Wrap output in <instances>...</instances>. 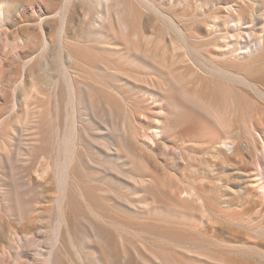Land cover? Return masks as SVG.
Wrapping results in <instances>:
<instances>
[{"label":"rangeland","instance_id":"obj_1","mask_svg":"<svg viewBox=\"0 0 264 264\" xmlns=\"http://www.w3.org/2000/svg\"><path fill=\"white\" fill-rule=\"evenodd\" d=\"M66 1L67 0H32L33 3L31 5H28L26 3H23V4L20 3L19 0H0V5L8 7V15L5 16L4 20L2 21L3 22L2 25H0V68L3 65V63L5 65V68L3 67L4 65L2 66V68H4V70L0 69V76L2 73V76L0 77L1 78V80H0V124H1L0 125V132H1V134H0V146H1L0 147V264H55V263H57V264H124L125 262H126V264H180L181 262H182L181 264H183V263H185V264H209L210 262H213L212 264H214V263L215 264L216 263L217 264H221V263L222 264H224V263L241 264L242 262H246V263H242V264H264V194L262 193L261 189L258 188V184L255 183V180L253 178L254 177L253 176L254 170L251 171L253 169L252 166H254V165H251L253 162H251L252 160L250 159L251 158L250 155H253L254 152L257 151L255 149H258V151H259V152L257 151V153L255 152L257 154V156L258 155L260 156V153H261V155L264 153V152H262L264 150V147L263 148L261 147L264 145V132H263L264 131V127H263L264 123H262V122H264V118H261V120H263L261 122L263 124V126H262L263 129L262 128L261 129H251V130H255V131L257 130L256 132L255 131H247L248 133H246V131L245 132L243 131L244 132L243 133L242 129H244L243 127H245V126L241 125L242 124V121H240L241 118L240 117L238 118L237 117L238 115L236 114V115H234L236 120H234L235 118L232 117L233 118L232 120H234V122L232 120H230L231 121L230 124L233 123L232 129H234L237 126H241V127H237L234 130H232L231 128L227 129L226 132H230V133H228V135L232 136V137H228V135L226 133H224L225 131L222 132L221 129L217 126H216L217 130H219V131L218 132H217V130L214 131L215 129L210 131V133H212L214 131L213 132L214 134L212 133V135L210 133H207L209 131L200 132L198 134H195V136L188 134V131H193V130L197 131L198 128H200V122L195 117H193L195 119L192 120V117H191L192 115H190L188 113L182 114L180 112V111H182L181 109L180 110H178V108L175 109L173 102L171 103L170 100L171 99L174 100V97H178V94L173 93L174 95L176 94L173 97L172 92L174 90H173V88L170 89V87H168V86L173 85L172 87H175L174 89L177 92L178 90L176 88L178 86L176 87L175 84H178L179 83L178 81L182 77L187 79L189 77L188 74L192 75L191 76L192 79L189 77L191 79L190 82H192V80L193 81L195 80L194 82H196L197 76H195V79H194L193 73H191L190 71H192V69L195 70V68H197V67H198L197 69L199 70L200 67L197 66V63H199L200 57H202L201 60H205L204 56L206 54L204 52L207 53V51L209 50L208 48H210L209 45H208L209 47L207 45L206 46L202 45V47L198 46L197 51L201 50V53L203 52L202 54L200 53V51L199 52L191 51V52H194L195 54L194 53L190 54L188 52L189 54L186 55V58L188 56H191V55L196 57V55H197V58H195V57L193 58V56H192L191 58H193V60L187 59L185 61V62H187L185 64L188 65V63L190 62L189 60H191L190 65L195 62L196 63L195 66H197V67L192 65V67H194V68H192L190 70L185 64L182 65V63H184V62L180 63V65L182 67H184L183 68L184 71L186 69L190 70V71H186L188 73L185 72V75L187 74L186 77L183 74L184 71L182 72V70H180L181 67H179L180 65L177 63V62H179L178 58L180 56L183 57L182 54H179L178 57H175L176 56L175 55L174 56L175 58H173L174 60L173 59L168 60V61L175 62L173 64H175V66L177 64V67H175V66H172V67L178 68L177 70H179V73L182 72L181 74L183 75L182 76L180 74L181 75V76L179 75L180 78L175 77L176 75L173 76V77L177 78V79H174V80H176V81H174L175 84L173 83V80L171 81V78H172L171 75H170L171 77L167 74H163V76H162V74H159V73L157 74L156 72H154L155 74H153V71L150 70L151 67L149 66V64L150 65L153 64V62L151 60H153L154 58L157 57V59H158L159 55H157V54H160V56H161L160 58H163L165 61H166V57L169 56V55L166 56L167 55L166 53L169 52L170 56H171V52L168 50V52L165 53V57H162L163 55H161V53H160V52H162V50L161 49H155V46H153V44L156 45V43H154V42L156 40H158L160 38V35H161V32L159 31L158 27H161L162 23H160V21H163V18H160L161 17L160 14L162 13L163 15H165V13L169 14L170 11L171 12L174 11V14L170 13L169 15H171V16L174 15L173 18L177 20L178 18H176V17H178L177 16L178 13L176 11H178L182 14V11L180 10V8L181 9L184 8L183 9V12L185 11L184 13H186L187 10H191L190 8H187V6L185 7V4H184L185 0H184V2H183V0H177V1L176 0H171V1L170 0H158V1L157 0H151L152 2H150V0H148L150 3H153L154 1H156L153 3V6L156 5L155 7H160V8H157L156 11H154L155 9L152 10L150 8L147 10L144 9V10H146V12L150 11V12H148L149 16H147V17H151V18L148 19L146 17L148 20H150V22H151V19L154 17V20H152V21L155 22V23H153L155 28L151 27V26H153L152 24H149L150 28H147L148 23H150V22H148V20H146V19H143L142 21L146 20V22H148V23L144 22V25H147V26H143V23L140 25V29H142L141 30V34H142V38H143L142 41H146V43H147V40H148L147 37L152 38L151 42L154 41L153 43H150V44H152L153 48L156 51L153 48H151V46H149L150 45L149 43H147L148 44L147 46H149L153 50V52H152V50H150V52H149V47H144L140 51H138V48L140 49L142 44L143 45L145 44V42H143L141 44L142 41L139 42L140 45H138V46H140V47L137 48V50H136L137 52H136L135 50H133V51L127 50L126 51V49H122V47L124 45V42L122 41L123 39H118L116 37H114V39H113L112 38L113 35L106 36V34H104V35L99 34L100 36H98V35L94 36L93 34H91L92 37L89 35H88L89 37L85 36L86 34L83 33V29L85 30V29H90V28L86 27L89 25H87L88 23H85L84 21L87 20V18H88L87 15H89V14L93 15L94 13H96L97 11L100 10L98 5L95 6L96 5L95 3L98 4V2L97 1L95 2V0H92L95 2V3H93L94 5L92 4V2L90 3L94 7V8H91V9H94L93 10L94 13L93 12L91 13V12H89V10L87 8V5H88V7L91 6L89 4V2H87L88 4H86L85 3L86 1H84V0H80L81 3L79 1L74 2L76 0H71V3L73 2L71 4L69 1H67V2ZM251 1H252L251 4L254 5L253 6L254 7V13H253L254 17L259 18L261 16V12H260L261 11V5H262L261 0H254V1L251 0ZM198 2L199 3H197V4H200V1H198ZM67 3L71 6H69ZM74 3H77V4H74ZM167 3L168 4L170 3V4L168 5ZM174 3H176V5ZM181 3H183V4H181ZM73 4L76 6H73ZM172 4L176 7H174V6H172L173 8L168 7V9H169L168 10L167 5L171 6ZM65 5H68L67 7H68V10L70 12H67V14H65L66 16H63L62 14L64 12L62 10H64L63 7ZM177 5L178 6L180 5L181 7L179 6L180 8H177ZM32 6H33V8H31ZM39 7L41 9L47 8V9H49L48 11L51 12L50 14H48V17L47 16L43 17L44 19H46V18L47 19L50 18V19L48 21L42 22L41 26L36 22V18H37L38 14L40 13V10H41ZM96 7L98 8V10ZM83 8L86 10L84 12L85 13L84 16L82 15L83 11H84ZM164 9H167V10H164ZM158 10H160V11L164 10V11H161L159 13V12H157ZM57 11H59V12H57ZM165 11H167V12H165ZM146 12H144V14H145L144 18L146 16ZM152 12H157L159 15L157 13H155V15H154V13H152ZM196 12L198 13V11H196ZM196 12L194 11V13H196ZM60 13H61V15H60ZM148 13H147V15H148ZM91 15L89 16L88 19H90L92 17ZM151 15H154V16H151ZM156 15H158V16H156ZM179 16H180V14H179ZM60 17H64L65 20H63L64 18H60ZM83 17L85 18V20ZM155 18H159V19L155 20ZM198 21H195L196 25L193 24L194 22L192 21L193 23L191 25L195 26V27L193 26L194 31H196L195 29L198 28V25H199ZM163 22H164L163 26L165 25L164 27H166L165 30L166 31L169 30L168 24L166 23L167 21L165 20ZM156 24H158V25L161 24V25L156 27ZM63 26H64V28H63ZM259 26H260V24L258 22L253 23V29L255 30V32L258 31ZM80 27L81 28L83 27V28L81 29ZM243 27H245V26H243ZM191 28L192 27H190V29ZM62 29L65 30V32L64 31L61 32ZM163 29L164 28H162V30ZM171 31H170V34L175 37L176 31H174L175 35L173 33V30H171ZM156 32H160V33H156ZM165 32L163 31V33H162L163 36H164V34L166 35V33H167L166 36H168L169 31H167L166 33ZM60 33H61V35L63 34V36H58ZM80 33H82V34H80ZM153 33H156L154 35L159 36L158 39H156V40L153 39L154 37H156V36L152 35ZM74 34H76V35H74ZM244 35H245V37L243 38L244 40L243 39L242 40L245 41V38L249 40V35H247L246 33H244ZM80 36H82V37H80ZM143 36H146V37H143ZM166 36H164V37H166ZM58 37H62V38H58ZM84 37L90 38L91 40L89 41L88 39H86L89 41L88 42L85 39H82ZM94 37L95 38L97 37V39H95ZM68 38L70 41L68 40ZM92 38H94V39H92ZM108 38L111 41L113 39L114 44L116 46H114L113 43H110L111 42L110 41L108 43H109V45L110 44L113 45V47L112 46L110 47L109 45H107V46H109L107 48H110L111 50L113 48L115 51L117 49V51H116L117 53H115L116 56H115V54H112L113 52H115L114 50H112L111 51L112 53L110 54L109 53L110 50H106V51H108V52H106L105 50L102 51V49L100 51V48H98V44H100V43H101V45H102V43H103V45H106V44H104L105 43L104 40L107 43V41H109V40H107ZM144 38H146L147 40H145ZM165 39H168V37ZM120 40H121V42H120ZM59 41H60V43L62 42V44H60ZM75 41H77V42H75ZM82 41H84V42H82ZM148 41L150 42V40H148ZM66 42H67L66 46L70 45L69 48L73 46L71 51H74V52L76 51V53L80 56L78 58L80 61L77 59L79 62L77 60H75L77 63H74V61H71V63L73 65L67 61L68 57H67V54H65L71 48L68 50H67L68 47L65 48L66 52L64 53L63 47H66V46H64V43H66ZM86 42H88V43H86ZM93 42H95L96 44ZM73 43H75V44L78 43L79 45H75V44L74 45L76 47H78V46H81V47L75 48ZM83 43H84V45H81ZM119 43H121V44L123 43L122 47L120 46L121 44H119ZM10 44L15 49L12 50ZM17 44L20 45L19 48H16V47H18V46H16ZM86 44H88V45H86ZM91 44H93V46H89ZM60 45L63 47H60ZM101 45H99V47ZM118 45L121 48H117ZM57 46L59 47V50L57 49L58 48ZM82 46H84V47L82 48ZM95 46H96V48H95ZM204 47H207V48H204ZM60 48L62 49V51L64 53V54L61 53V55L63 54L61 57L59 55L60 54L59 53ZM84 48H86V50L92 51L93 54L96 53L94 51H97V53L95 54L96 56L99 54H100L99 56H102V54L105 55V53L110 54V56L109 55L108 56L107 55L102 56V58L105 57L104 61H106V62L107 61L109 62V60H106V59H110V57L113 58V61L116 58L119 59V57H121L120 61L115 60L117 63L115 61L113 62L112 59L109 62V63H111V61L113 62L112 64H110L111 66H113L114 63L116 64V65L114 64V66H116V67L113 66L114 67V68H112L113 70H110L111 72H113V73L110 72V74H111V78L114 79L116 77L115 80L118 78L116 80V81H118L117 83H115L116 81L113 79H112L113 83L111 82V80H108V79H111V78H109L110 74H108L107 71H104L99 67L100 66L99 61L97 62L98 58L95 57L96 60H94V58H92L94 56L93 54L91 57V55L88 56L84 52H81L82 50L83 51L85 50ZM8 49H10V50H8ZM78 49H80V50L78 51ZM118 49H120V50H118ZM14 50H15V52H14ZM122 50H123V52H122ZM157 50H159V51H157ZM77 51L80 52V54L82 56ZM99 51L101 53L102 52L103 53L101 54V53H99ZM118 51H120V52H118ZM129 51H131V52H129ZM16 52L20 53V54H17ZM124 52H126V53L129 52L130 54L135 52L134 57L136 56L137 59L134 58L133 55L131 56L129 53H127V55H126V53H125L124 55L127 58L128 57L130 58V59L129 58L127 59L123 55ZM143 52H144V55H147V54L150 55L149 53H151V52L153 54L151 53V55L149 56L150 58L147 55V57L149 58V60H148V58L146 56L142 55ZM12 53H14V54H12ZM118 53L122 54L123 56L119 55V57H118ZM155 54L157 55L156 57L154 56ZM198 54L200 55L199 57H198ZM6 55H8V56H6ZM202 55H204V56H202ZM4 56H5V58H4ZM10 56L12 57V59ZM140 56H143L142 58L144 60ZM1 57L3 59H1ZM13 57H14V59H13ZM144 57H146L147 60ZM57 58L59 59L58 61H57ZM83 58H85V60H86V58H89V59L86 60V63H82V61L85 62ZM122 58L123 59L126 58V60H130V61H128V63L130 62V64H127L126 63L127 61L124 60V62L126 61L125 63L127 65H129V66H127V68H126V64L123 62ZM131 59L134 62L138 59L140 60L141 63L136 61L139 65L138 68H136L137 63L132 62ZM194 59H197L198 62L194 61ZM179 60H180V58H179ZM87 61H91L92 64L90 62L87 63ZM94 61H95V64L93 63ZM149 61H151V63ZM120 62L124 63L125 66H123V64H121ZM131 62L133 65L131 64ZM53 63H55V64H53ZM68 63H70V65H72V67ZM89 63L92 66H94L93 68H92V66H90L91 69H94V70H90L87 68L90 65ZM64 64H66V67ZM97 64H99V65H97ZM120 64L122 66H120ZM135 64H136V66H134ZM141 64H143V65H141ZM145 64L148 67L145 66ZM67 65H69V66L67 67ZM74 65L76 67L78 66L77 67L78 69L76 67H74ZM79 65L81 67L83 65V68L86 67L89 72L92 71V72H90V73L94 74V75L93 74L91 75L92 77H90V73L87 71V73L89 74L88 77H90V78H99V77H97V75L101 77L102 74L104 73L103 74L104 76H102V78H105V80H108V83H105L104 79L99 78V79H94V80H96V81L101 80L102 82L100 81L99 83L97 82L98 84H96V81H94L93 79L90 80V78L83 75V73H85V72L82 73L81 70H79V68H80ZM84 65H86V66H84ZM43 66H45V68L47 67L46 68L47 70L44 69ZM56 66L58 67V69L56 68ZM118 66L119 67H125V68H123V69L120 68L122 70V72H120L121 70L118 68L119 71L116 72L115 70H117ZM130 66H134L135 69H137V70L138 69L141 70L143 68L144 71L141 70L142 72L140 71L139 72L140 74H138V72L135 74L136 70L133 69L134 67L132 68ZM185 66L187 68H185ZM30 67L33 68L34 70L33 69L30 70L31 69ZM48 67H50V68L48 69ZM52 67L53 68L55 67V69H51ZM129 67H130V70H126ZM144 67L147 69L149 68L148 70H150L151 73H147L148 75L152 74V76H156V74H157V76H158V77L156 76L157 78L161 77L160 80L161 81H162V79L164 80L163 82L159 83L160 80L156 81L158 79L156 77H152L150 75V77H152L151 81L155 80L156 83L150 82L149 85H151V83L153 85L154 84L160 85V86H158V87H160L159 90L157 89V87H156V89L152 88L150 86L148 88L147 82L150 81L149 80L150 77L148 78L147 74H146L147 77H145L146 76L145 70H147V69H145ZM65 68H67V69H65ZM75 68L77 69L78 72H75L76 71ZM175 68H174V70H175ZM262 68L264 69V66H262ZM262 68L257 73H255L256 76H254L255 74L252 76V79L254 81L257 80L259 82L258 83L256 81V83H258V85L260 86V89L261 88L264 89V70ZM100 69L103 72H98V70L101 71ZM63 70L65 72L67 70L68 71L71 70L70 72H68V74L72 78L70 76L68 77L67 74ZM73 70H74V72H72ZM83 70H85V69H83ZM131 70H134L133 72L135 74V77L138 76L140 80L139 79L137 80V78L135 80L134 76H133L134 78L130 77L129 79H127L128 76L130 75V72H129V75H127L128 72L125 73V71H131ZM194 70H193V72H194ZM261 70H263V71H261ZM31 71H33V73ZM61 71H63V72H61ZM201 71L202 70L199 71L200 74L203 73ZM115 72L118 74H116ZM76 73H78V75ZM100 73H102V74H100ZM141 73L144 74L145 76L141 75ZM20 74H21V76H20ZM31 74H33V75H31ZM81 74L83 75V77ZM114 74H116L115 77H113ZM22 75H23V77H22ZM117 75H119V76H117ZM194 75H195V73H194ZM56 76H58V77H56ZM79 76H80V78H79ZM93 76H96V77H93ZM106 76H108V77H106ZM140 76H142L143 78L145 77V79L148 78L147 79L148 81H145L143 79L146 82V83H144L143 80L141 81L142 77H140ZM165 76H166V79H168V76H169L170 81H169V79L165 81V78H164ZM177 76H178V74H177ZM55 77H56L57 81H56ZM84 77H86V78H84ZM49 78L52 81V83L49 80ZM70 78H71V80L72 79L73 80L71 81ZM75 78H77V79H75ZM121 78H122V81H119V80H121ZM80 79H86V80H84L85 82L81 81L79 83L78 80H80ZM88 80H90V81L88 82ZM185 80L183 81V78H182L181 82H185ZM65 81L68 82L69 86L67 85V83H65ZM70 81H71V83H70ZM73 81L76 84L78 83L79 85L78 84L75 85V83ZM72 82L74 83L75 86H79V89H80L79 91L74 90V89H78V88L77 87L74 88V85L72 84ZM91 82L92 83L94 82L93 84L98 85V86L96 87L95 85H92ZM120 82H121V84H120ZM129 82H131V83H129ZM188 82L189 81H187V84H188ZM190 82H189L188 86L190 85ZM194 82L192 83L193 85H195ZM69 83L71 85H73V88L71 87L70 89H67L68 87H70ZM81 83L91 84V86H94L93 88L97 92L92 94L91 91L94 89L90 87L92 89L91 90L88 87L89 85H87L88 88L87 87L85 88L83 85H80ZM169 83H170V85H167ZM101 84H102V86H101ZM104 84H106V85H104ZM107 84H110L109 85L110 87L107 86ZM182 84H185V83H182ZM115 85H118L119 88L122 87V88H120L122 90L120 91L119 88L116 89L117 86H115ZM164 85H167V86H164ZM240 85L242 86L243 84H240ZM240 85L239 84L234 85V87L235 86L237 87V90L235 87V90L237 91V93L239 94L241 92V94L238 95L240 97V99H242V101H243V98L244 99L246 98L245 99L246 102H245V100L243 101L245 104H251V106L253 104H255L256 106H254V105L252 106V108L254 109L253 112H255V110L259 111V112L264 111V110H262V107H264V105H262L264 103V99H263L264 97L262 96V94L260 95V93H259V95H258V93H255V91L253 92L252 89L248 86L246 87L247 89H245V85H244V89H243ZM82 86L84 87V89ZM179 86H182V85L179 84ZM103 87H107V88H103ZM111 87H112V89L110 90L109 88H111ZM153 87H155V86H153ZM166 87H168V88H166ZM185 87H187V85H185L184 88ZM238 87H240V89H242V91L239 90ZM32 88H35V89H33L34 90L33 92H31ZM56 88H59V89H56ZM101 88H102V91L104 89H106L104 91V93H106L105 94L106 96L104 95V97L101 98V99L106 101V104H108L109 102H112V105H113L114 102H116V101L119 102L120 100L121 101L119 103H121V104L117 105L119 103H116L115 106L113 105L114 109L109 110L107 107L108 106L112 107V105L110 103H109L110 105H106V104H104L105 101L102 102L103 100H101V99L99 100L98 97H94V96H98V94H101V95H99L100 97L103 96V94H102L103 92L100 90ZM113 88L115 90H113ZM129 88H131V89H129ZM161 88L167 89L168 95H164L166 92L161 93V91H160V90H162ZM182 88L183 87L179 88L178 92L179 93L182 92L183 95L185 96V92H183V91H188L191 87H189V89L187 88L188 90H186V89L184 90V88L183 89ZM249 88H250V91H249ZM87 89L88 90L90 89V91H86ZM35 90H37V91H35ZM53 90H55V91H53ZM67 90L69 92H71V93H69V95L67 93ZM72 90H74V91L72 92ZM98 90H100V91H98ZM107 90L111 91V92L114 91V93L109 92V93H111L110 94L111 96H109L107 94V92H108ZM147 90H148V93H147ZM181 90H183V91H181ZM245 90H247V91H245ZM24 91L26 92V95H25ZM60 91H61V93H59ZM77 91H78V94L76 93ZM129 91H130V93L128 94L127 92H129ZM149 91L153 92V93L156 92L157 94L149 93ZM158 91H159V93H158ZM189 91H191V90H189ZM258 91H260V90L258 89ZM29 92H31V94ZM50 92H51V95H50ZM85 92H86V94H85ZM87 92H88V94L91 93V95H93L94 100L92 98L90 99V97L89 98L87 97V96H90V95H87ZM117 92H119V94ZM242 92H243V97L241 98ZM247 92L252 94L253 98H251V96H250V100L252 101V103L247 100V99H249V96H247L249 93H247ZM36 93H38V94H36ZM42 93H45L46 95L44 96V94H42ZM63 93L65 95H63ZM73 93H75L74 95H76V96L78 95V96L77 97L75 96L73 98V96H74ZM79 93L80 94L84 93L85 97L80 95ZM135 93H137V94H135ZM182 93H180L181 95L180 94L179 95L182 96ZM29 94L31 95V98H30ZM71 94L73 96H71ZM143 94H146L147 96L146 95L144 96ZM254 94H255V96H256V94L258 95V96H256L257 98H255V96H253ZM38 95H40V97ZM52 95H54V96H52ZM107 95L110 98L112 97L111 100ZM122 95L125 99L130 95L126 99V101L128 100L127 102L121 97ZM163 95H164V97H163ZM187 95L190 96V94H187ZM25 96H28L27 97L28 100H26ZM117 96H118V98H117ZM140 96H141V98H140ZM155 96H156V98L153 99V97H155ZM259 96L262 97L263 101H260ZM46 97H48L50 99H48ZM69 97H71V99H68ZM130 97L132 99L129 100ZM179 97H178V100H179ZM40 98H42V99L44 98V100L40 101V100H42ZM61 98H62V100H61ZM65 98L67 101L63 100ZM72 98L74 100H72ZM107 98H109L108 101H107ZM114 98L116 101L115 100L112 101V99H114ZM183 98H185V97H183ZM254 98L258 99L259 100L258 102L261 103V105L257 102V100L254 101ZM46 99H47V102H46ZM89 99L92 100L93 102L89 101ZM117 99L118 100L120 99V100L118 101ZM180 99H182V98L180 97ZM59 100H61V101H59ZM79 100H81V101H79ZM96 100H99V101H96ZM25 101L29 102V103H26ZM37 101L40 102L41 105H40V103L38 104ZM70 101H72V102L70 103ZM75 101L77 103L78 102L82 103V105L80 103H79L80 105L79 104L77 105V103ZM253 101L255 103H253ZM68 102L71 105L68 104ZM181 102H184V104L187 103V102H185V99H182ZM55 103H58V104H55ZM13 104H15V105H13ZM27 104H30V106ZM36 104L40 105L39 107H42V108L44 107L43 108L44 112L42 111V108H39L38 105H36ZM54 104H55V106H53ZM26 105L29 107L27 108ZM33 105L34 106L36 105L37 107L35 106V108H34ZM84 105L86 107H84ZM13 106H15V108ZM21 106H22V108H21ZM24 106H25V109H24ZM91 106H92V108H91ZM77 107L79 109H77ZM100 107H101V109H100ZM132 107H134V108H132ZM11 108H12V110H11ZM70 108H73V109H70ZM123 108H124V112H119L121 109L123 111ZM18 109H19V111H18ZM26 109L31 112L30 113L28 111L30 116L28 115V112H26L27 111ZM34 109L36 112L37 111H39V112H37V114L33 115V113H36V112H34ZM44 109L49 110L50 112L46 111L47 112L46 113ZM74 109L78 110V111L74 112ZM91 109L93 111H91ZM129 109H130V111H128ZM131 109H133V110H131ZM136 109L138 111L141 110V112H138ZM58 110H60V111H58ZM85 111H87V112H85ZM125 111H128V112L126 113ZM70 112L73 115L70 114ZM130 112H131V114H129ZM44 113H46L47 115ZM56 113L58 114V116ZM75 113H76V115H75L76 118L73 117ZM143 113H144V115H142ZM38 114L41 116L39 117ZM79 114H81V115H79ZM87 114H89V115H87ZM9 115H10V117H9L10 119L8 118ZM67 115H69V116H67ZM102 115H103V117H102ZM182 115H184V116H182ZM25 116L28 118V121H30V122H28L27 119L26 120L24 119ZM35 116H36V118L33 119ZM143 116L147 117V119L144 118ZM263 116H264V113H261V117H263ZM37 117H39V118L37 119ZM41 117H43L44 120ZM78 117L80 118V120ZM40 118H41V120H40ZM65 118H68V119L66 120ZM73 118H75V119L72 120ZM153 118L157 119L159 121H162V122H160L161 124L160 123L158 124L159 126L163 125L162 126L163 129L161 128L162 130L161 129H160V131L156 130V131L161 132V135L159 134L156 137H155V134H153V131L155 130V129H153V127L157 123V120L155 121ZM237 119H239V121H237ZM6 120L10 123H7ZM13 120H15V122ZM23 120L25 121L24 123H23ZM152 120H154V121H152ZM111 121H113V122H111ZM149 121H152V122H149ZM235 121H237L236 122L237 124L235 123ZM42 122H44V123L42 124ZM45 122L48 126L45 124ZM76 122L79 124H77ZM102 122L103 123L105 122V124H103ZM2 123L3 124L5 123L6 125H8V124L13 125L14 127L13 126L12 127L7 126L9 128L8 129L7 127L5 128L4 125H2ZM73 123H74V125H73ZM153 123H155V124L152 125ZM22 124L24 126H22ZM144 124H146V125H144ZM71 125H73V126L71 127ZM81 125H83V126H81ZM123 126H125V127L122 128ZM135 126H137V127L135 128ZM147 126H149V127H147ZM68 127H70V128H68ZM73 127L75 129H72ZM114 127H116L115 130L113 129ZM140 127L142 128L141 131L142 130L144 131V132L143 131L141 132L143 137H141V133H139V131H138V130H140ZM129 128H131V129H129ZM150 128L153 131L148 130ZM172 128H173V130H172ZM238 128L240 129V131H237V130H239ZM58 129H61V130H59V132H58ZM133 129H136V130H133ZM110 130H112L113 133H111ZM117 130H120L121 132L119 133V131H117ZM125 130H127V131L125 132ZM135 131H137L138 133ZM232 131H235V133ZM66 132H67V134H66ZM115 132H117V133H115ZM150 132H152V133H150ZM249 132H251V133L255 132V133L254 134L252 133V135L250 136L251 133H249ZM73 133H75V135H73ZM143 133H145V135L146 134H148V135L145 136V135H143ZM3 134H5V135L3 136ZM123 134H125L124 135L125 137H122ZM138 134H140V135L138 136ZM219 134H221V135H219ZM235 134H237V135H235ZM1 135H2V137H1ZM149 135H150V137L153 135L152 136L153 138H151L153 140H150V138H145L147 136L149 137ZM233 135H235V136H233ZM63 136H66V137H63ZM118 136L120 137L119 138L120 140H118ZM218 136H223V137L226 136V138H233L234 137L235 139H232V140H235L234 141V142H236L235 145H237L235 150L236 149L237 150L231 151V149H232L231 144H227L228 146L225 145V147H224V145H222V148L223 149L225 148L226 152H223V151L219 152L217 150V148L211 149L214 146H211V148H210L208 145H203V144L208 143V142L211 143V141L213 140L214 142H212V143H214L215 145L217 144L216 147H218V148L221 147L220 143L218 144V140H219V139H217ZM139 137H141V138H139ZM70 138H72V139H70ZM122 138H124V139H122ZM130 138H132L133 140ZM239 138H240V140H239ZM62 139H64V140H62ZM67 139H69V140H67ZM125 139H126V142L128 141L127 143H125V141H124ZM142 139H144V140H142ZM215 139L217 140V143H216ZM65 140H67V142H63ZM102 140L105 141L106 143H108L109 146H107L106 144H103L104 142H102ZM130 140H132V141H130ZM228 140L231 141V139H227V141ZM134 141H135V143H134ZM3 142H5V143H3ZM71 142H73L74 145H72ZM120 142L124 145H122ZM2 143H3V145H2ZM63 143H64V145H63ZM4 144H6V145H4ZM67 144H69V145L71 144V145L67 146L68 147L67 148V147H65ZM214 144H212V145H214ZM257 144H259L258 145L259 148L256 147ZM62 145H63V148H62ZM75 145H76V147H75ZM249 145H250V148L247 147ZM253 145H254L255 149L253 148ZM4 146H6V147H4ZM72 146H73V148H72ZM207 146H208V148H205ZM69 147L72 148V151H71V149H69ZM149 147H150V149H149ZM3 148L7 149L6 150L7 152L6 151L4 152ZM66 148L69 149V151H71V152H69L68 150H66V152H63V151H65ZM127 148L129 150H127ZM260 148L262 150H260ZM61 149H62V151H61ZM248 149H250L252 151H250V150L248 151ZM126 150L129 152H127ZM94 151H96V152H94ZM101 151H104V152L102 153ZM133 151H135V152H133ZM130 152H132V153H130ZM204 152L208 153L207 155L209 157ZM214 152H216V154ZM64 153H68V156H67V154H65L66 157H69V155H71L70 157H72L71 158L72 161H71V159H69L70 157L65 158ZM69 153H71V154H69ZM128 153L130 156H128ZM217 153H218V155H217ZM249 153H250V155H249ZM57 154H59V155H57ZM111 154H113V155H111ZM84 155L86 156V158ZM137 155H139V156H137ZM99 156H100V158H99ZM107 157H109V158H107ZM129 157L134 159V161H131ZM42 158H44V160ZM58 158H60L62 161L65 159H68V161L70 160L71 163L73 162L72 164L69 162L72 166H69L70 165L69 164L68 165L69 167H68L63 161V163L65 164V166H64L62 161ZM137 158H139L141 160V163L138 164L141 166L136 165L138 163V161H140ZM206 158L208 159L207 161H206ZM45 160H48L47 162L50 164V165H46V167H44L46 170L43 168V165H45ZM73 160H75V161H73ZM129 160L131 162H134L135 166H133L134 163H132V165H131ZM136 160H138V161H136ZM143 161H145V162H143ZM82 162L84 165L82 164ZM146 162H147V164L145 165ZM76 163H79V164H76ZM60 164L63 166V169H65V167L66 168L68 167L69 169L61 170L62 166H60ZM117 164H119V165H117ZM142 164L145 166V168L148 167L147 169H149L150 171H148L147 169L143 170ZM78 165H80V166H78ZM103 166H106L107 169ZM114 166L116 167V169H114ZM40 167H41V169L43 168V170H41ZM92 167L96 168L97 172L94 171L95 169ZM108 167H109V170H108ZM37 168H39V169H37ZM100 169H102V170H100ZM111 169H113V170H111ZM120 169H121V172H120ZM138 169L143 170L141 174H140L141 171ZM36 170H38V171H36ZM130 170H132L131 172H133V174H131ZM39 171H40V173H39ZM59 171L60 172L63 171L64 173L62 172L63 174H56V173H59ZM65 171H66V174H68L67 172H69V173L71 172L70 174H73V175H71L72 177L70 176V174H68V176H70V177L67 176L68 179H66V180H69L71 182H74L76 179L78 180V181H75L76 183L75 182L71 183L72 186L69 183V181H66V182H63L62 180L59 181L60 179H63V177L66 178ZM80 171L83 174L80 173ZM134 171H135V173H134ZM43 172H45V174ZM98 172L101 174L95 175V173H98ZM152 172L156 176H158L157 178H159V179L154 178L156 176H154V174ZM136 173H138L137 175L140 174L141 177L138 176V178H137ZM41 174L42 175L44 174L43 177ZM128 174H131V175H128ZM134 174H135V179L137 178L140 180V178H141L142 180L146 179V181H150L147 179L150 175L151 177H149V178H152L154 183L152 181H150V183H149V182H146L144 180L143 181L140 180L142 182H140L138 180L134 181ZM147 174H148V176H147ZM152 174H153V177H152ZM165 174H166V177L164 178V180H165L164 182H166L167 185L169 184L170 180H166V178L167 179L172 178L174 180V182L177 183V185L174 184L173 185L174 187L172 185L166 186V185H164L166 183L163 184V181L160 182L162 180V179H160V177L163 178ZM167 174H169L171 178ZM60 175H61V177H60ZM82 175H84V176H82ZM92 175H94V176H92ZM103 175H105V176H103ZM124 175H128V176L123 177ZM144 175L147 178H145ZM56 176L58 179L56 178ZM129 176H131L132 178ZM142 176L144 178H142ZM96 177L97 178L99 177V178L97 179ZM102 179H104V180H102ZM132 179L134 182L137 181L138 183L137 182H136L137 184L134 183L132 181ZM57 181H58V183H60L61 185H64V186L67 183H69V184H67L68 186H70L69 189H67L68 188L67 186H65L66 188H64V187L61 188L62 186L59 185L57 183ZM62 182L66 183V184H62ZM77 182H79V183H77ZM144 182H146L148 184H146ZM157 182L159 183V185L161 183L163 185L161 184V186H158ZM141 183L142 184L144 183V186H141L140 185ZM171 183L172 182H170V184ZM76 184H80V186H81L80 189H77V187H79V186ZM151 184H153V186L160 187L159 189L157 188L159 190V192H158V190H156V187H152ZM180 184H183V185L185 184V185L184 186L182 185V187H180L181 186ZM57 185H59V186H57ZM178 185L180 188L179 187L177 188ZM187 185H189V186H187ZM195 185H197V186H195ZM135 186L140 187L138 191H137L138 187L136 188ZM145 186L150 187L149 189H148V187H146V189L149 190V195H147L148 191H145V193L143 192V190L145 189ZM85 187H86V189H89L87 191L90 193H88L84 189ZM151 187H152V189H151ZM165 187L166 188L168 187L167 191L165 190L166 191L165 193L167 195L169 193H171V190L174 191V188L177 191V190H180L182 188L186 189L188 187L187 190L194 189L195 191H197L199 197L201 195L200 201H203V203L206 202L205 203L206 205H204V206L208 207V208L206 207L205 209H208L209 212L208 211L205 212V210H204L203 213L204 214L206 213L209 215L211 214L210 216L212 219L208 218L203 213L201 214L200 211L199 212L196 211L194 213L196 215L192 216L191 213L193 214L194 210H188L187 213H189V211H190V213L187 215L195 217V220L194 219H192V220L188 219V220H186L187 224L176 223V224H178V225H176V227L178 226L177 229L176 228H174V229L170 228V227H168L169 225L167 227L166 226L164 227V225H162L163 226L162 229L165 228L164 229L165 231L161 230V226L158 223L160 221H158L156 217H158L159 212L162 215H164V213L168 214L167 212H165V210H168L171 207H173V205H175L172 202L173 200L175 201V199H172V201H171L172 204H170L169 203L170 200L167 203H165L167 201V199L162 198V194H164V193H160V192L163 191L162 188L166 189ZM169 187H172V188L168 193ZM184 187H186V188H184ZM189 187H191L192 189ZM194 187H196V188H194ZM132 188H133V190L135 189V191H137L138 193L134 192L132 190ZM154 188H155V190H153ZM59 189L63 190V191L61 190L62 194L58 192V191H60ZM65 189H66L68 194L66 193V191H64ZM82 189L85 190V191L83 190V192H85V193H81ZM127 190H129V191H127ZM77 191L80 193H78ZM130 191H133V192H130ZM106 192H108V193H106ZM109 192H111V193H109ZM183 192H182V194H184ZM133 193L137 194L136 197L138 199L135 196L133 197L135 199H133L131 197V196L135 195ZM139 193H142V194H139ZM151 193H154V194H151ZM65 194H66L67 198L63 199L62 197H66ZM71 194H72V196H71ZM85 194H87V195H85ZM143 194H144V197H142ZM185 194H186V192H185ZM59 195H60V198L58 197ZM82 195L86 196L85 197V198H87L86 201L82 197ZM169 195H171V194H169ZM89 196H92V198L95 196V198H93V199L91 198V202H90V200L88 201V199H90ZM119 196L122 198H120ZM124 196H125V198H124ZM145 196H146V198H145ZM181 196H183V195H181ZM75 197H76V199H74ZM169 197H172V196H169ZM118 198L123 199L124 202H122ZM131 198H132V200H130ZM141 198H143L142 201H144L145 204H147L146 200H149L152 204L149 203V201H148V203L151 205L147 204L148 207H146V208H144L145 207L144 205H140V206H142V207H140L139 203L144 204V202H139L138 204H136V203L138 201H141V200H139ZM155 198L158 201L155 200ZM161 198H162V200H161ZM189 198H190V196H189ZM60 199H62L63 201ZM125 199H126V201H129V202L130 201L133 202L137 199L135 201L136 202L135 204H133V203H131V204H133L134 206L137 205L138 208H144L145 210L140 209V211H138L139 209L137 207H135V209L137 208L135 210L134 206H132L130 203H127L125 201ZM152 199H154L155 200L154 202H157V204L156 203L154 204L152 202ZM203 199H205V200H203ZM56 200H58V202ZM109 200L111 201L112 204L109 202ZM92 201L94 203H92ZM95 201H97V202H95ZM160 201H161V203H160ZM162 201H164V203ZM77 202H79L80 205ZM114 202H117V203H114ZM58 204H60L61 206L59 205V207H58ZM94 204L96 205V207H93ZM98 204H100V206H97ZM164 204H168L171 206L167 207L168 205H165L166 207L164 208L162 206ZM123 205H124V207H123ZM102 206H103V208H102ZM120 206H122L123 208ZM155 206L156 207L158 206L157 207L158 210ZM151 207L152 208L154 207V209L155 208L156 209L155 210L153 209V211H151L149 209ZM160 207H163L164 210ZM192 207H193V205H192ZM58 208H61V209H58ZM120 208H122V209H120ZM124 208H125V210H124ZM131 208H132V210L134 209V211H136L137 213L132 212ZM196 208H194V209H196ZM62 209H63V212H61ZM146 209H149L150 211L148 212ZM203 209H204V207H203ZM129 211H131V212H129ZM142 211L144 212V215L142 214L143 213ZM145 211L148 213H151V214L145 213ZM60 213H61V215H60ZM97 213H99V214H97ZM138 213H140L142 215H139ZM153 213L155 215H153ZM199 213H200V215H202L201 217H199L200 216V215H198ZM135 214H137V215H135ZM156 214H157V216H156ZM151 215H153L154 217ZM168 215H166V216H168ZM130 216H132V217H130ZM135 216H137V217L141 216V217L137 218ZM142 216H143V218L144 217L145 218L141 219ZM146 216L148 218H146ZM203 216L207 217L206 220L204 218H202ZM150 218L153 220H156V222L153 220H150ZM154 218H156V219H154ZM137 219H139V221H135ZM140 219H141L142 223H140ZM146 219L150 220L149 221L150 226H148L149 223L146 222L148 224V225L146 224V226L148 227L147 229L145 228L146 226L144 225L145 221H147ZM207 219H208V222H207ZM196 220H198V222ZM199 220H201V222H199ZM202 220H204L205 222L204 221L202 222ZM189 221L190 222L193 221L192 223H195V224L194 225L190 224ZM210 221L212 223H209ZM138 222L141 225H139ZM153 222H155V226L153 225L154 224ZM188 222H189V224H188ZM160 223H162V222H160ZM199 223H203V226ZM118 224H121V225H118ZM181 224H182V226H181ZM188 225H190V226H188ZM195 225H196V227H195ZM198 225H199V227H198ZM200 225H201V227H200ZM204 225L207 228H205ZM173 226L175 227V224H173ZM191 226H192V228L195 227L194 228L195 231H193ZM140 227L141 228L144 227L143 228L144 230L141 229ZM154 227H156V228L154 229ZM179 227L180 228L184 227V228H186V230L185 229L182 230L183 228L180 229ZM203 227H204V229H203ZM189 228H190V233H189V231L186 232L187 230H189ZM179 229L182 231L183 234H181V232L179 233L177 231V235H176L174 232H175V230H179ZM146 230H147V233H142L144 231L146 232ZM149 230H152V231H150V234H148ZM154 230H158V231L161 230L160 232H157V234H163L164 232L165 233L162 236L156 235V233H154L156 231H154ZM196 231H197V233H195ZM171 232H173L176 237L179 236L177 238L178 240L182 238L183 243L180 241L174 242L172 239H170V241L166 240V238H170L169 233H171ZM185 232H186V235L184 234ZM192 232L195 234V235L193 234L194 237H196L197 235L200 236L199 238L197 236L196 238L193 239V240L199 239V240H195L196 242L191 239L193 237L192 235H191L192 237H190V239H191L190 242L193 241L194 244H196L198 246V247L196 246V249L199 248L197 250L199 252H197L196 250H193V249H195V246L193 243H190V242L188 243V240H184V238L185 237L187 238V236L192 234ZM152 233H154V235ZM242 233L243 234L245 233L246 235L249 236V237L247 236L249 238L247 243L249 244L251 242V244L247 245V243L240 242L239 237H241V235H243ZM55 234L58 236H56ZM97 234H98V237H97ZM99 234L103 235L107 240L105 239L103 241V239H100L101 236ZM120 234H122L124 237L120 238L121 237V236H119ZM167 234H169V235H167ZM118 236H119L120 241L118 240ZM163 236H165V237H163ZM180 236H182V237H180ZM55 238L58 240L57 243H54L55 241H57V240H55ZM157 238H160V239H157ZM163 238L166 240V242ZM28 239H30V240H28ZM156 240H160L163 243L165 242L164 247L162 244L160 245V243H161L160 241H156ZM29 241L32 242L33 246L31 243H29ZM203 241H205V242H203ZM50 242H52V243H50ZM158 242H160V243H158ZM169 242H172V244ZM197 242L201 246H199L197 244ZM37 243H38V245H37ZM166 243H169V245L167 244V246L169 248L168 250L173 249L172 252L168 251L167 249H162V248H166L165 247ZM186 243L190 244V246L189 245L187 246ZM210 243H211V245L212 244H214V245L210 246ZM243 243L246 244V246H244ZM120 244L121 245L123 244V245L120 246ZM170 244H171V246H170ZM175 244L178 245L179 247L180 246L181 247L179 248ZM202 244H203V246H205L207 244H209V245L205 246V248L203 249ZM240 244H241V246H240ZM173 245H175V247H172ZM183 245L185 247L191 248V251L197 252L196 254L193 252H190V255L186 257V259L189 258L187 260L189 263L185 260L184 255L179 257V258L182 257L181 258L182 261L177 257L180 254H178L177 256L175 255L176 251H174V249L175 250L177 249V251H178L181 248H185ZM215 245H217L216 247H220V249L218 248L220 251H218V249L215 247ZM236 245H237V247H235ZM155 246H157V247H155ZM158 246L159 247L162 246L161 249H159ZM191 246L194 248H192ZM213 246H214V248H213ZM122 247H124V248H122ZM200 247H201V251H204V252L206 251L205 253H207V252L210 253V255H207L208 253L206 255L211 256L210 257L211 259H212V257H215L214 260L217 258L218 261L220 259H222V261L220 260L221 263L220 262H214L213 260H208L206 255H204V256H206L204 258L203 254H205V253L200 251ZM211 247L213 249H217V250H215V252H213L214 256H212L211 255L212 252H210V251H214L213 249H208L210 251L205 250V249L211 248ZM189 248H186V250L188 252L190 250ZM139 250H141V251H139ZM164 250H166V251H164ZM235 250H236V252H234ZM126 251H127V253H126ZM141 252L143 254H140ZM166 252H168V253H166ZM188 252H186L187 255L189 254ZM222 252L224 253L223 255H224V257H226V259L224 257H222ZM137 253H139V254H137ZM177 253H179V252H177ZM192 253H193V255H192ZM198 253H203V254H201L202 256H198ZM215 253L216 254L219 253L218 254L219 256L218 255L215 256ZM172 255H174L173 259L175 258L173 260V262H172V258H170V257H172ZM245 256H247L248 258ZM192 257H194V258L192 259ZM197 257H198L199 261H198ZM218 257H221V258L218 259ZM123 258H124V260H123ZM125 258H127V259H125ZM183 258H184V260H183ZM227 258L228 259L231 258V259L228 260ZM201 259H205L206 261L205 260L201 261ZM223 260H224V263H223ZM195 261L201 262V263H196ZM248 262H250V263H248Z\"/></svg>","mask_w":264,"mask_h":264},{"label":"bare ground","instance_id":"obj_2","mask_svg":"<svg viewBox=\"0 0 264 264\" xmlns=\"http://www.w3.org/2000/svg\"><path fill=\"white\" fill-rule=\"evenodd\" d=\"M67 1H69L70 3H71V0H67ZM66 1V2H67ZM80 2L81 3V1L80 0H76V1H74V2ZM84 1H86L85 3L86 4H88L87 2H89V4L92 2V4L93 3H95L96 1L98 2V4L97 3H95L96 5L95 6H97L98 5V7L100 8V10L99 11H95L96 13H94L93 12V10L94 9H91V8H94L93 7V5H91L90 7H88V5H87V8H88V10H89V12H93L94 14L93 15H91V14H89V15H87L88 16V18H89V16L91 15L92 17L90 18V19H88L87 18V20H85V18H84V22L85 23H88L87 25H89V26H86L87 28L89 27L90 29H83V33L84 34H86L85 36H91L92 37V35L91 34H93L94 36H100L99 34H101V35H104V34H106V36H111V35H113V39H114V37H116V38H118V39H123L122 41L124 42V45H123V43L121 44V43H119V44H121L120 46L122 47V45H123V47H122V49H126V51L127 50H137V48L138 47H140V46H138V45H140L139 44V42L140 41H142V34H141V30L142 29H140V25L143 23V26H147V25H144V22H146V20H148L149 18H151V17H147V16H149V13L148 12H150V11H147L146 12V10L147 9H155L154 11H156L157 10V8H160V7H155L156 5H154L153 6V3L154 2H156V1H154L153 3H150V2H152L151 0H150V2L148 1V0H95V2L94 1H92V0H84ZM158 1V0H157ZM171 1V0H170ZM177 1V0H176ZM198 1H200V4H197V3H199ZM251 0H185V7L187 6V8H190L191 10H187L186 11V13H184L183 12V9H181L180 7V5L181 4H183V3H181L179 6L177 5V8H180V10L182 11V14L180 13V12H178V11H176L177 13H178V17H176V18H178L177 20L176 19H174L173 18V16L174 15H169L170 13H173L174 14V11L173 12H171L170 11V13L169 14H167V13H165V15H163L162 13L160 14L161 15V17L160 18H163V21H167L166 23L168 24V28H169V30H167V31H169L168 32V36H166L167 35V31L165 30L166 29V27H164L163 26V24H164V22L163 21H160V23H162V25H161V27L162 28H164L163 30H162V28L161 27H158V29H159V31L161 32V35H160V38L158 39V37L159 36H156V35H154V34H156V33H160V32H156V33H153L152 35H154V36H156V37H154L153 39L154 40H156V39H158V40H156L154 43H156V45H154L153 44V46H155V49H161L162 50V52H160L161 53V55H163L162 57H165V53L166 52H168V50L171 52V56H170V53L168 52V53H166L167 55L166 56H168V57H166V61L163 59V58H160L161 56H160V54H157V55H159V57H158V59H157V55L155 54L154 56L156 57V58H154L153 60H151L152 62H153V64L152 65H150L149 63V66L151 67V71H153V74H155L154 72H156L157 74L159 73V74H162V76H163V74H167V75H171L172 76V78H171V81L173 80V83H174V81H176V80H174V79H177V78H180L179 77V75L184 71L183 70V68L184 67H182L181 65H180V63L181 62H184V63H182V65L183 64H185V63H187V62H185L187 59H191V60H193V58L195 57V56H193V55H191V56H188L187 58H186V55H188L189 53L190 54H192V53H194V52H196L197 51V48H198V46H200V47H202V45H209L210 46V48H208L207 50V53L206 52H204L206 55L204 56V55H202V56H204V58H205V60H201V58L202 57H200V59H199V63H197V66H199L200 68H199V70L197 69L198 67L197 66H195L196 65V63L194 62V61H196V62H198V60L197 59H194V63H192L191 65H190V62H191V60H189L190 62L188 63V65L187 64H185L190 70L192 69V68H194V67H192V65L193 66H195V67H197V68H195V70L194 69H192V71H190V70H188V69H186L185 71H184V76L186 77V75H185V72L186 71H190L191 73H193V76H194V79H195V76H197V81L196 82H194L193 80H192V82H190L191 81V76L192 75H190V74H188V76L191 78H189L188 76V78L186 79V78H184V77H182L183 78V81L186 79L187 81H189L190 82V85L188 86V84H189V82H188V84H187V81L185 80V82H181L182 81V78H180V80L177 82L178 84H175V86L177 87H179V88H181V87H183L184 88V86L185 85H187V87H185L184 88V90L186 89V90H188L189 89V87H191L189 90H191V91H183V90H181V91H183V92H185V96L183 95V93L182 92H180V93H182V96H180L181 94L178 92L179 91V88L177 87L176 89L178 90L177 92L175 91V87H172L173 85H170V83L169 84H167V85H170V86H168V87H170V89L171 88H173V92H172V96L174 97L176 94H178V97L180 96L182 99H185V102H187V103H185L184 104V102H181V100L182 99H180V97H179V100H178V97H174V100L173 99H171L170 101H171V103L173 102V104H174V106H175V109L176 108H178V110H182V111H180L182 114L183 113H188V114H190V115H192L191 117H192V120L193 119H197L199 122H200V128H198V130L197 131H195V130H193V131H188V134L189 135H193V136H195V134H198V133H200V132H207V131H209V132H207V133H210V131H212V130H214V131H216L217 130V127H219L220 129H221V131L223 132V131H225L224 133H226L227 135H228V133H230V132H226L227 131V129H232V124L233 123H231L230 124V120H232L233 118L232 117H234V115H238L237 117L239 118H241V120L240 121H242V126H245V127H243L244 129H242V132L244 131H246V133H248L247 131H255V130H251V129H263V124L262 123H264V122H262L263 120H261V118H264V116L263 117H261V113H264V111H261V112H259V111H256L255 110V112H253L254 111V109L252 108V106L254 105V106H256L255 104H253L252 106H251V104H245L243 101L246 99H244L243 98V101H242V99H240V97L238 96V95H240L241 94V92L238 94L237 93V87H236V90H235V87H234V85H236V84H243L241 87L244 89V85H245V89H247L246 87L248 86V87H250L251 89H252V91L254 92L255 91V93H258V95H259V93H260V95L262 94V96L264 97V89H260V86L258 85V83H256V81H254L253 79H252V76L255 74V73H257L261 68H262V66H264V0H261V16L259 17V18H256V17H254V5L253 4H251L252 3V1L250 2ZM254 1V0H253ZM19 2L20 3H26V4H28V5H31L33 2H32V0H19ZM168 2V1H167ZM183 2H184V0H183ZM73 3V2H72ZM71 3V4H72ZM84 3V2H83ZM163 3V2H162ZM68 4V3H67ZM74 4H77V3H74ZM73 4V6H76V5H74ZM79 4V3H78ZM85 4V5H86ZM168 4V3H167ZM170 4V3H169ZM168 4V5H169ZM175 5H176V3H174ZM25 5V4H24ZM69 5V4H68ZM68 5H65L63 8H64V10H62L61 12L63 13L62 15L63 16H66L65 14H67V12H70L69 10H68ZM84 5V6H85ZM167 5V9H168V7H172V6H174L173 4L171 5V6H168ZM69 6H71V5H69ZM83 6V5H82ZM184 6V5H183ZM182 6V7H183ZM81 7V6H80ZM86 7V6H85ZM166 7V6H165ZM174 7H176V6H174ZM31 8H33V6L31 7ZM40 8V7H39ZM61 8V7H60ZM86 8V9H87ZM90 8V9H89ZM97 8V7H96ZM164 8V7H163ZM173 8V7H172ZM41 9V8H40ZM84 9V8H83ZM144 9H146V10H144ZM167 9H164V10H167ZM186 9V8H185ZM49 9H47V8H44V9H41L40 10V13L38 14V16H37V18H36V22L41 26V24H42V22H45V21H48L49 19H44L43 17L44 16H47L48 17V14H50L51 12H49L48 11ZM59 10V9H58ZM91 10V11H90ZM96 10V9H95ZM97 10H98V8H97ZM164 10H161V11H164ZM169 10V9H168ZM173 10V9H172ZM175 10V9H174ZM33 11V10H32ZM86 10L84 9V11H83V16H84V12H85ZM160 10H158L157 12H161ZM194 11L196 12V11H198V13L196 14V13H194ZM57 12H59V11H57ZM144 12H146V16H145V18H144ZM157 12H152V13H154V15H155V13H157ZM165 12H167V11H165ZM258 12V11H257ZM147 13H148V15H147ZM151 14V13H150ZM158 14V13H157ZM179 14H180V16H179ZM8 15V7H6V6H3V5H0V25H2V21L4 20V18H5V16H7ZM60 15H61V13H60ZM154 15H151V16H154ZM159 15V14H158ZM158 15H156V16H158ZM176 15V14H175ZM155 16V17H156ZM163 16V17H162ZM148 19H147V18ZM60 18H64V17H60ZM143 19H146V20H144V21H142ZM156 19H159V18H155V20ZM62 20V19H61ZM60 20V21H61ZM63 20H65V18L63 19ZM152 20H154V17L151 19V22H150V20H148V22H150V23H148V22H146V23H148V27L147 28H150V25L149 24H152L153 26H151V27H154V24L153 23H155V22H153ZM162 20V19H161ZM199 20V21H198ZM88 21V22H87ZM194 23H193V22ZM195 21H198L199 22V25H198V30L197 29H195L196 31H194V29H193V26L194 25H191L192 23L193 24H195L196 22ZM254 22H258L259 24H260V26H259V28H258V31L257 32H255V30L253 29V23ZM251 24V25H250ZM160 25H158V24H156V27L157 26H160ZM196 25V24H195ZM251 27H250V26ZM243 26H245V27H243ZM248 26V27H247ZM85 27V26H84ZM85 27V28H86ZM190 27H192L191 29H190ZM195 27V26H194ZM63 28H64V26H63ZM81 28V27H80ZM83 28V27H82ZM81 28V29H82ZM142 28V27H141ZM144 28V27H143ZM155 28V27H154ZM152 29V28H151ZM157 29V30H158ZM162 31H161V30ZM173 30V33H174V31H176V35H175V33H174V35H175V37L174 36H172L171 34H170V31L171 30ZM144 30V29H143ZM156 30V31H157ZM62 31H64L65 32V30H61V32ZM79 31V30H78ZM163 31L166 33V35L164 34V36H166V37H164L163 36ZM60 32V31H59ZM172 32V31H171ZM77 33V32H76ZM244 33H246L247 35H249V40L248 39H246L245 38V41H243L244 39V37H245V35H244ZM79 34V33H78ZM80 34H82V33H80ZM83 34V35H84ZM74 35H76V34H74ZM58 36H63V34L61 35V33L58 35ZM78 36V35H77ZM88 36V37H89ZM163 36V37H162ZM80 37H82V36H80ZM79 37V38H80ZM143 37H146V36H143ZM168 37V39H165V38H167ZM58 38H62V37H58ZM95 38V37H94ZM94 38H92V39H94ZM163 38V39H162ZM82 39H88L89 41L91 40L90 38H86V37H84V38H82ZM95 39H97V37L95 38ZM113 39H112V41H113ZM145 40H150V42L147 40V43H153V42H151V39L152 38H149V37H147V39L146 38H144ZM243 39V40H242ZM68 40H69V38H68ZM88 40H86V41H88ZM107 40H109V38L107 39ZM70 41V40H69ZM88 41V42H89ZM94 41V40H93ZM111 40H109V41H107V43L108 42H110ZM110 42V43H113L114 44V41L113 42ZM117 41V40H116ZM64 42V41H63ZM74 42V41H73ZM75 42H77V41H75ZM82 42H84V41H82ZM88 42H86V43H88ZM92 42V41H91ZM104 44H106V45H103V43H102V45H101V43L100 44H98V48H100V51H101V49H102V51L103 50H110L109 51V53L111 54L112 52V50H114L113 48H112V50L110 49V48H107V47H113V45H109V43L107 44L106 43V41L104 40ZM120 42H121V40H120ZM143 42H145V44L143 45L142 43ZM59 43H60V41H59ZM79 43V42H78ZM75 44V43H73V45L75 44V45H79V44ZM93 43H95V42H93ZM98 43V42H97ZM118 43V42H117ZM146 43V41H142L141 42V44H142V46H141V48L139 49L138 48V51H140L142 48H144V47H149V46H151V48H153V46H152V44H150L149 46H147L148 44ZM9 44V43H8ZM15 44V43H14ZM60 44H62V42L60 43ZM66 44H67V42L66 43H64V46H66ZM96 44V43H95ZM11 45V44H10ZM58 45V44H57ZM74 45V46H75ZM81 45H84V43L83 44H81ZM86 45H88V44H86ZM85 45V46H86ZM99 45H101L100 47H99ZM107 45H109V46H107ZM137 45V46H136ZM16 46H18V47H16ZM15 47L16 48H19V44H17ZM69 46L70 45H67L66 47H63V46H61L60 45V47H63L64 48V53L66 52L65 51V48H67V50L68 49H70L69 51H67L65 54H67V57H68V62H70L71 63V61H74V63H77L75 60H77L80 56L76 53V51L74 52V51H71L72 50V48H73V46L72 47H70L69 48ZM89 46H93V44H91V45H89ZM114 46H116L115 44H114ZM119 45H118V47L117 48H121ZM208 46V47H209ZM6 47V46H5ZM58 47V46H57ZM78 47H81V46H78ZM78 47H76L75 46V48H78ZM84 46H82V48H83ZM136 47V48H135ZM199 47V48H200ZM11 48H12V50L13 49H15L14 47H12V45H11ZM21 48V47H20ZM81 48V49H82ZM87 48V47H86ZM86 48H84L85 50L83 51H81V52H84L86 55H91V57H92V51H90V50H86ZM89 48V47H88ZM95 48H96V46H95ZM97 48V49H98ZM150 47H149V52H150V50H152ZM204 48H207V47H204ZM58 50H59V47L57 48ZM91 49V48H90ZM154 49V48H153ZM154 49V50H155ZM8 50H10V49H8ZM75 50V49H74ZM80 49H78V51H79ZM93 50V49H92ZM118 50H120V49H118ZM160 50V51H161ZM203 50V49H202ZM5 51V50H4ZM3 51V52H4ZM77 51V52H78ZM99 51V53H101ZM115 51V50H114ZM116 51H117V49H116ZM113 52L112 54H115V53H117V52ZM156 51V50H155ZM157 51H159V50H157ZM191 51H194V52H191ZM200 51V53H201V50H199ZM199 51H197V52H199ZM14 52H15V50H14ZM59 52V51H58ZM94 52H96L97 53V51H94ZM106 52H108V51H106ZM118 52H120V51H118ZM122 52H123V50H122ZM129 52H131V51H129ZM129 52H127V53H129ZM137 52V51H136ZM148 52V53H149ZM152 52H153V50H152ZM151 52V53H152ZM189 52V53H188ZM7 53V52H6ZM11 53V52H10ZM17 53V52H16ZM60 54V57L64 54L63 53V51H62V49L60 48V52H59ZM61 53H63L62 55H61ZM79 54H80V52H78ZM95 53V54H96ZM103 53V52H102ZM101 53V54H102ZM126 52H124L123 53V55L125 54ZM127 53H126V55H127ZM135 53V52H134ZM134 53H132V54H130L131 56L133 55V57H134ZM151 53H149L150 55H151ZM157 53V52H156ZM178 53V54H177ZM203 53V52H202ZM201 53V54H202ZM12 54H14V53H12ZM17 54H20V53H17ZM84 54V55H85ZM95 54H93L94 56L92 57V58H94V60H96V58H98V60H97V62L99 61V64H100V68L102 69V70H104V71H107V73L108 74H110V70H113L112 68H114V67H116V66H114V64H113V66H111L110 64H112L115 60H118V61H120V59H121V57H119V55H122V54H120V53H118V57H119V59L118 58H116L114 61H113V58H111L110 57V59H106V60H109V62H110V60L112 59V61H111V63H109L108 61L106 62V61H104L105 60V57H103L102 58V56H105V55H109L110 56V54H106L105 53V55H103L102 54V56H99V55H95ZM128 54V55H129ZM153 54V53H152ZM179 54H182L183 55V57H179L180 58V60H179V58H178V61L179 62H177L180 66L179 67H181V69L180 70H182V72H180L179 73V70H177L178 68H175V67H177V64H176V66H175V64H173V63H175V62H173V61H168L169 59H173V58H175V57H178L179 56ZM195 54V53H194ZM9 55V54H8ZM8 55H6V56H8ZM57 55V54H56ZM55 55V56H56ZM58 55V56H59ZM81 55V54H80ZM122 55V56H123ZM143 56H146L147 57V55H144V52H143V54H142ZM150 55H148V57L150 56ZM173 55V56H172ZM176 55V56H175ZM13 56V55H12ZM82 56V55H81ZM99 56V57H98ZM115 56H116V54H115ZM125 56V55H124ZM143 56H140L141 58L143 57ZM153 56V57H154ZM175 56V57H174ZM193 56V58H191ZM200 55L198 54V57H199ZM11 57V56H10ZM64 57V56H63ZM62 57V58H63ZM96 57V58H95ZM101 57V58H100ZM113 57V56H112ZM126 57V56H125ZM139 57V58H140ZM146 57H144V58H146ZM147 57V58H148ZM172 57V58H171ZM4 58H5V56H4ZM109 58V57H108ZM127 58V57H126ZM126 58L125 59H123V62H124V60H126ZM129 58V57H128ZM127 58V59H128ZM134 58H136V56L134 57ZM147 58H146V60H147ZM150 58V57H149ZM149 58H148V60H149ZM195 58H197V55H196V57ZM203 58V59H204ZM1 59H3L2 57H1ZM11 59H12V57H11ZM13 59H14V57H13ZM84 59V61L85 62H83L82 61V63H86V60L87 59H89V58H86V60H85V58H83ZM82 59V60H83ZM130 59V58H129ZM137 59V58H136ZM143 59V58H142ZM59 59L57 58V61H58ZM65 60V61H66ZM79 60V59H78ZM77 60V61H78ZM93 60V59H92ZM132 60V59H131ZM135 60V59H134ZM144 60V59H143ZM174 60V59H173ZM201 60V61H200ZM80 61V60H79ZM78 61V62H79ZM122 61V60H121ZM127 61V62H126ZM125 62L127 63V64H130V62L128 63V61H130V60H126ZM136 61H138L139 63H141L140 62V60L138 59V60H136ZM134 62L133 60H132V62H134V63H137V62ZM151 61H149L150 63H151ZM177 61V60H176ZM4 62V61H3ZM88 62H90L91 64H92V62L91 61H87V63ZM96 62V63H97ZM116 62V61H115ZM124 62V63H125ZM132 62H131V64H132ZM145 62V61H144ZM6 63V62H5ZM70 63H68L69 65H70ZM89 63V64H90ZM94 64H95V61L93 62ZM117 63V62H116ZM121 64H123V66H125L124 65V63H122V62H120ZM125 63V64H126ZM147 63V62H146ZM53 64H55V63H53ZM72 64V63H71ZM88 64V65H89ZM89 65V67L90 66H92V65ZM99 64H97V65H99ZM120 64V66H122ZM126 64V68H127V66H129V65H127ZM144 64V63H143ZM143 64H141V65H143ZM3 65H4V63H3ZM2 65V66H3ZM47 65V64H46ZM65 65V67H66V64H64ZM69 65H67V67L69 66ZM73 65V64H72ZM72 65H70L71 67H72ZM87 65V66H88ZM116 65V64H115ZM133 65V64H132ZM2 66H1V68L0 69H3L4 70V68H5V65L3 66L4 68H2ZM61 66V65H60ZM59 66V67H60ZM80 66V65H79ZM84 66H86V65H84ZM134 66H136V64L134 65ZM134 66H130V67H134ZM138 63H137V67L136 68H138ZM145 66H147L146 64H145ZM172 66H175V67H172ZM185 66V68H187ZM51 67V66H50ZM50 67H48V69L50 68ZM74 67H76L75 65H74ZM78 67V66H77ZM76 67V68H77ZM89 67H87L88 69H90V70H94V69H91V67L89 68ZM94 66H92V68H93ZM97 67V66H96ZM130 67L128 68V69H126V70H130ZM148 67V66H147ZM31 68V67H30ZM43 68L44 69H46L45 68V66H43ZM56 68L58 69V67L56 66ZM61 68V67H60ZM75 68V69H76ZM81 68V69H80ZM80 68H79V70H81V72L83 73V72H85V73H83V75H85L86 77H88L89 76V74L87 73V71H88V69L86 68V67H84L83 68V65H82V67L80 66ZM118 68L120 69H123V68H125V67H117V70H115L116 72H118L119 70H118ZM145 68V67H144ZM174 68H175V70H174ZM24 69V68H23ZM33 68H31L30 70H32ZM51 69H55V67L53 68H51ZM56 69V70H57ZM62 69V68H61ZM64 69V68H63ZM65 69H67V68H65ZM74 69V70H75ZM78 69V68H77ZM77 69H76V71L75 72H78L77 71ZM83 69H85V70H83ZM96 69V68H95ZM98 69V68H97ZM100 69V70H101ZM120 69V70H121ZM133 69H135V67L133 68ZM141 69V68H140ZM145 69H147V68H145ZM149 69V68H148ZM145 70V75L147 74V73H151L150 72V70ZM263 69V68H262ZM34 70V69H33ZM43 70V69H42ZM47 70V69H46ZM74 70L72 71V72H74ZM83 70V71H82ZM99 71L98 70V72H103V71ZM125 70V69H124ZM136 71H135V74L138 72V74H140L139 72L141 71V70H143V68L141 69V70H137V69H135ZM193 70H194V72H193ZM200 70H202L201 72H203V73H201L200 74ZM264 70V69H263ZM263 70H261V71H263ZM22 71V70H21ZM29 71V70H28ZM50 71V70H49ZM64 71V70H63ZM63 71H61V72H63ZM71 71V70H70ZM70 71H64L66 74H67V76L69 77L70 75L68 74V72H70ZM134 70H131V71H125V73H127L128 72V74L127 75H129V72H130V75L128 76V78L127 79H129L130 77L131 78H134L135 77V74H134V72H133ZM144 71V70H143ZM178 71V72H177ZM3 72V71H2ZM5 72V71H4ZM32 73H33V71H31ZM46 72V71H45ZM44 72V73H45ZM80 72V71H79ZM89 72V71H88ZM90 72H92V71H90ZM89 72V73H90ZM97 72V73H98ZM115 72V73H116ZM120 72H122V70L120 71ZM124 72V71H123ZM133 72V73H132ZM142 72V71H141ZM30 73V72H29ZM47 73V72H46ZM60 73V72H59ZM95 73V72H94ZM96 73V74H97ZM106 73V72H105ZM106 73V74H107ZM111 73H113V72H111ZM178 74V76H177V74ZM186 73H188V72H186ZM194 73H195V75H194ZM77 75H78V73H76ZM87 74V75H86ZM93 73H90V77H92L91 75H92ZM100 74H102V73H100ZM104 74V73H103ZM102 74V76H104ZM116 74H118V73H116ZM116 74H114V76L113 77H115L116 76ZM124 74V73H123ZM137 74V75H138ZM157 74H156V76H157ZM262 74V73H261ZM260 74V75H261ZM31 75H33V74H31ZM65 75V74H64ZM76 75V76H77ZM82 75V74H81ZM83 75H82V77H83ZM94 75V74H93ZM120 75V74H119ZM119 75H117V76H119ZM126 75V74H125ZM126 75V76H127ZM141 75H143V76H145L144 74H142L141 73ZM148 75V74H147ZM147 75L145 76V77H147ZM150 75L152 76V74H149L148 75V78L150 77ZM174 75H176L175 77H177V78H175V77H173ZM182 75V74H181ZM180 75V76H181ZM263 75V74H262ZM1 76H2V73H1ZM0 76V77H1ZM20 76H21V74H20ZM19 76V77H20ZM102 76L100 77V76H98L97 75V77H99V78H102ZM122 76V75H121ZM134 76V77H133ZM156 76H152V77H156ZM168 76V79L171 77H169ZM183 76V75H182ZM254 76H256V74L254 75ZM5 77V76H4ZM22 77H23V75H22ZM56 77H58V76H56ZM56 77H55V79H56ZM71 77V76H70ZM75 77V76H74ZM73 77V78H74ZM86 77H84V78H86ZM90 77H88V78H90ZM93 77H96V76H93ZM106 77H108V76H106ZM140 77H142V76H140ZM145 77L143 78H141V81L144 79L145 81H148L147 79L148 78H146L145 79ZM152 77H150V81H148L147 83H148V88H149V86L150 87H152V88H155L156 89V87H157V89L159 90V88L160 87H158V86H160V85H156V84H152V83H156L155 82V80H153V81H151V78ZM158 77V76H157ZM156 77V78H157ZM263 77V76H262ZM3 78V77H2ZM72 78V77H71ZM71 78H70V80H71ZM79 78H80V76H79ZM99 78H90V80L91 79H99ZM109 78H111V74H110V76H109ZM116 78V77H115ZM115 78L113 79V78H111V79H108V80H111V82H112V79L113 80H115ZM136 78H137V80L139 79V77L137 76V77H135L134 79L136 80ZM161 78V77H160ZM160 78H157L158 80H156V81H159L160 80ZM165 78V81L166 80H168V79H166V76L164 77ZM261 78V77H260ZM5 79V78H4ZM16 79V78H15ZM19 79V78H18ZM24 79V78H23ZM44 79V78H43ZM75 79H77V78H75ZM102 79H104L105 80V78H102ZM118 79V78H117ZM116 79V80H117ZM126 79V78H125ZM133 79V80H134ZM154 79V78H153ZM189 79V80H188ZM259 79V78H258ZM0 80H1V78H0ZM49 80H50V78H49ZM73 80V79H72ZM71 80V81H72ZM84 80H86V79H80V80H78L79 81V83L81 82V81H83V82H85ZM90 80H88V82L90 81ZM108 80H105V83H108ZM115 80V81H116ZM140 80V79H139ZM143 80V81H144ZM260 80V79H259ZM51 81V80H50ZM49 81V82H50ZM56 81H57V79H56ZM61 81V80H60ZM71 81H70V83H71ZM75 81V80H74ZM73 81V82H74ZM77 81V82H78ZM94 81H96V80H94ZM101 81V80H100ZM100 81H96V84H98ZM119 81H122V78H121V80H119ZM144 81V83H146ZM164 80L162 79V81L160 80V82L159 83H161V82H163ZM169 81H170V79H169ZM168 81V82H169ZM16 82V81H15ZM20 82V81H19ZM48 82V81H47ZM72 82V84L74 85V83ZM87 82V81H86ZM98 82V83H97ZM102 82V81H101ZM110 82V83H111ZM118 81H116L115 83H117ZM125 82V81H124ZM150 82H152L151 83V85H149L150 84ZM195 83V85H193L192 83ZM9 83V82H8ZM51 83H52V81H51ZM54 83V82H53ZM56 83V82H55ZM59 83V82H58ZM65 83H67V85H68V82H66L65 81ZM69 83V84H70ZM94 83V82H93ZM92 82H91V84L92 85H95V84H93ZM104 83V82H103ZM102 83V84H103ZM113 83V82H112ZM114 83V84H115ZM127 83V82H126ZM129 83H131V82H129ZM158 83V82H157ZM158 83V84H159ZM166 83V82H165ZM172 83V84H173ZM182 83H185V84H182ZM263 83V82H262ZM20 84V83H19ZM78 84V83H77ZM76 83H75V85H77ZM91 84H83V83H81L80 85H83L85 88L87 87V85H89L88 87L90 88H93L94 86H91ZM102 84H101V86H102ZM120 84H121V82H120ZM179 84L180 85H182V86H179ZM192 84V85H191ZM22 85V84H21ZM49 85V84H48ZM53 85V84H52ZM63 85V84H62ZM66 85V86H67ZM73 85H71L70 84V87H68L67 89H70L71 87L73 88ZM74 85V88L75 87H77L78 89H74L75 91L76 90H80L79 89V86H75ZM79 85V84H78ZM100 85V84H99ZM104 85H106V84H104ZM103 85V86H104ZM110 84H107V86H109ZM112 85V84H111ZM167 85H164V86H167ZM184 85V86H183ZM65 86V85H64ZM69 86V85H68ZM82 86V87H83ZM96 87L98 86V85H95ZM114 86V85H113ZM115 86H117L116 87V89H118L119 87H118V85H115ZM121 86V85H120ZM130 86V85H129ZM128 86V87H129ZM153 86H155V87H153ZM194 86V87H193ZM18 87V86H17ZM21 87V86H20ZM59 87V86H58ZM84 87H83V89H84ZM87 87V88H88ZM100 87V86H99ZM98 87V88H99ZM110 87V86H109ZM127 87V86H126ZM134 87V86H133ZM168 87H166V88H168ZM262 87V86H261ZM36 88V87H35ZM35 88H32L31 90V92H33L34 90L33 89H35ZM90 88V89H91ZM103 88H107V87H103ZM120 88H122V87H120ZM119 88V90L121 91L122 89H120ZM124 88V87H123ZM182 88V89H183ZM188 88V89H187ZM193 88V89H192ZM239 88V90H241L242 91V89H240V87H238ZM250 88H249V91H250ZM56 89H59V88H56ZM90 89L88 90H86V91H90ZM94 89V88H93ZM97 89V88H96ZM110 90L112 89V87L111 88H109ZM129 89H131V88H129ZM162 89V88H161ZM258 89L261 91H258ZM28 90V89H27ZM39 90V89H38ZM74 90H72V92L74 91ZM92 90V89H91ZM101 91H102V88L100 89ZM100 90H98V91H100ZM106 89H104L101 93L103 94V96H99V95H101V94H98V96H94V97H98V99L100 100L102 97H104V95L106 94V93H104V91H105ZM113 90H115L114 88H113ZM127 90V89H126ZM125 90V91H126ZM133 90V89H132ZM140 90V89H139ZM143 90V89H142ZM151 90V89H150ZM30 91V90H29ZM35 91H37V90H35ZM53 91H55V90H53ZM78 91L76 92L77 94H78ZM83 91V90H82ZM81 91V92H82ZM108 91V90H107ZM117 91V90H116ZM115 91V92H116ZM128 91V90H127ZM131 91V90H130ZM130 91L129 92H127L128 94L130 93ZM135 91V90H134ZM153 91V90H152ZM155 91V90H154ZM157 91V90H156ZM161 91V93H165L164 95H168L167 93H168V91H167V89H162V90H160ZM172 91V90H171ZM245 91H247V90H245ZM244 91V92H245ZM25 92V91H24ZM31 92H29L30 94H31ZM84 92V91H83ZM92 92V94L93 93H95V92H97V91H95V89L94 90H92L91 91ZM109 92H111V91H108L107 92V94L109 95V96H111L110 94L111 93H114V91H112L111 93H109ZM123 92V91H122ZM145 92V91H144ZM170 92V91H169ZM39 93V92H38ZM38 93H36V94H38ZM46 93V92H45ZM45 93H42V94H44V96L46 95ZM53 93V92H52ZM57 93V92H56ZM59 93H61V91L59 92ZM66 93V92H65ZM67 93H68V95H69V93H71V92H69L68 90H67ZM100 93V92H99ZM118 94H119V92H117ZM116 93V94H117ZM121 93V92H120ZM126 93V94H127ZM142 93V92H141ZM147 93H148V90H147ZM146 93V94H147ZM149 93H153V92H150L149 91ZM155 94H157L156 92H154ZM153 93V94H154ZM158 93H159V91H158ZM173 93H176L175 95L173 94ZM190 94V96H188L187 94ZM247 93H249V92H247ZM29 94V95H30ZM35 94V93H34ZM75 93H73V95H74ZM80 94V93H79ZM85 94H86V92H85ZM117 94V95H118ZM122 94V93H121ZM135 94H137V93H135ZM146 94H143L144 96L146 95ZM170 94V93H169ZM180 94V95H179ZM245 94V93H244ZM250 94V93H249ZM247 95V96H249V99H247L248 101H250L251 103H252V101L250 100V96H251V98H253L252 97V94H250V95ZM25 95H26V92H25ZM28 95V96H29ZM50 95H51V92H50ZM57 95V94H56ZM63 95H65L64 93H63ZM72 94H71V96H73ZM80 95H82V96H84V93H81ZM79 95V96H80ZM87 95H90V96H87ZM87 97L89 98L90 97V99L92 98L93 100H94V97H93V95H91V93H89L88 94V92H87ZM107 95V96H108ZM131 95V94H130ZM129 95V96H130ZM164 95H163V97H164ZM188 97H187V96ZM257 94H256V96H258ZM28 96H25V98H26V100H28L27 99V97ZM34 96V95H33ZM39 97H40V95H38ZM52 96H54V95H52ZM58 96V95H57ZM56 96V97H57ZM76 95H74L73 96V98L75 97ZM78 96V95H77ZM76 96V97H77ZM106 96V95H105ZM108 96V97H109ZM114 96V95H113ZM128 96V95H127ZM128 96V97H129ZM132 96V95H131ZM134 96V95H133ZM147 96V95H146ZM161 96V95H160ZM246 96V95H245ZM253 96H255V94L253 95ZM255 96V98H257ZM37 97V96H36ZM42 97V96H41ZM62 97V96H61ZM66 97V96H65ZM85 97V96H84ZM116 97V96H115ZM125 101H126V99L128 98H124L123 97V95L121 96ZM126 97V96H125ZM136 97V96H135ZM143 97V96H142ZM151 97V96H150ZM183 97H185V98H183ZM243 97V92H242V96H241V98ZM260 97V101H263V99H262V97L261 96H259ZM30 98H31V95H30ZM34 98V97H33ZM46 98H48V97H46ZM72 98V100H74ZM110 98V97H109ZM109 98H107V101L109 100ZM112 98V97H111ZM111 98H110V100H111ZM117 98H118V96H117ZM121 98V99H122ZM140 98H141V96H140ZM145 98V97H144ZM156 98V96L155 97H153V99H155ZM166 98V97H165ZM254 98V101L255 100H257V102L259 101L258 99H255ZM15 99V98H14ZM38 99V98H37ZM40 99H42V98H40ZM48 99H50V98H48ZM60 99V98H59ZM68 99H71V97H69ZM80 99V98H79ZM89 99V101H92V100H90ZM96 99V98H95ZM122 99V100H123ZM130 99H132L131 97L129 98V100ZM167 99V98H166ZM169 99V98H168ZM25 100V99H24ZM34 100V99H33ZM44 100V98L42 99V100H40V101H43ZM61 100H62V98H61ZM61 100H59V101H61ZM63 100H66V98L65 99H63ZM87 100V99H86ZM85 100V101H86ZM99 100H96V101H99ZM101 100H103V99H101ZM113 100H115V98L114 99H112V101ZM118 100V99H117ZM120 100V99H119ZM118 100V101H119ZM123 100V101H124ZM138 100V99H137ZM144 100V99H143ZM150 100V99H149ZM152 100V99H151ZM157 100V99H156ZM30 101V100H29ZM36 101V100H35ZM34 101V102H35ZM57 101V100H56ZM67 101V100H66ZM65 101V102H66ZM79 101H81V100H79ZM88 101V100H87ZM105 100H103L102 102H104ZM116 101V100H115ZM121 101V100H120ZM119 101V102H120ZM128 101V100H127ZM126 101V102H127ZM136 101V100H135ZM184 101V100H183ZM242 101V102H241ZM253 101V103H255ZM14 102V101H13ZM26 102V101H25ZM31 102V101H30ZM46 102H47V99H46ZM63 102V101H62ZM72 101H70V103H71ZM76 102V101H75ZM93 102V101H92ZM95 102V101H94ZM119 102H114V106H115V104L116 103H119ZM154 102V101H153ZM245 102H246V100H245ZM23 103V102H22ZM26 103H29V102H26ZM37 103L39 104L40 102H38L37 101ZM50 103V102H49ZM69 102H68V104H70ZM77 103V102H76ZM80 102H78L77 103V105L79 104ZM90 103V102H89ZM100 103V102H99ZM111 105H112V102H109ZM106 104V101H105V103L104 104H106V105H110V104ZM125 103V102H124ZM129 103V102H128ZM141 103V102H140ZM249 103V102H248ZM259 103V102H258ZM263 103V102H262ZM34 104V103H33ZM38 104H36V105H38ZM47 104V103H46ZM55 104H58V103H55ZM55 104L53 105V106H55ZM74 104V103H73ZM81 105H82V103H80ZM79 104V105H80ZM103 104V103H102ZM121 103H119V104H117V105H120ZM126 104V103H125ZM138 104V103H137ZM187 104V105H186ZM260 105H261V103H259ZM12 105V104H11ZM13 105H15V104H13ZM20 105V104H19ZM27 105H29L30 106V104H27ZM26 105V106H27ZM35 105V106H36ZM40 105H41V103H40ZM40 105H38V107L40 106ZM64 105V104H63ZM66 105V104H65ZM71 105V104H70ZM76 105V104H75ZM99 105V104H98ZM113 105H112V107H110V106H108L107 108L110 110H112V109H114L113 108ZM116 105V106H117ZM124 105V104H123ZM131 105V104H130ZM133 105V104H132ZM141 105V104H140ZM258 105V104H257ZM262 105H264V103L262 104ZM29 106H27V108L29 107ZM34 106V105H33ZM32 106V107H33ZM35 106H34V108H35ZM67 106V105H66ZM93 106V105H92ZM92 106H91V108H92ZM95 106V105H94ZM128 106V105H127ZM11 107V106H10ZM14 108H15V106H13ZM37 107V106H36ZM58 107V106H57ZM84 107H86L85 105H84ZM122 107V106H121ZM135 107V106H134ZM134 107H132V108H134ZM13 108V109H14ZM21 108H22V106H21ZM39 108H42V107H39ZM44 108V107H43ZM43 108H42V111H43ZM97 108V107H96ZM106 108V109H107ZM137 108V107H136ZM141 108V107H140ZM139 108V109H140ZM260 108V107H259ZM264 107H262V110H264L263 109ZM17 109V108H16ZM24 109H25V106H24ZM33 109V108H32ZM51 109V108H50ZM66 109V108H65ZM70 109H73V108H70ZM77 109H79L78 107H77ZM82 109V108H81ZM86 109V108H85ZM100 109H101V107H100ZM258 109V108H257ZM8 110V109H7ZM11 110H12V108H11ZM22 110V109H21ZM27 110V109H26ZM31 110V109H30ZM41 110V109H40ZM45 110V109H44ZM56 110V109H55ZM97 110V109H96ZM131 110H133V109H131ZM137 110V109H136ZM160 110V109H159ZM261 110V109H260ZM15 111V110H14ZM18 111H19V109H18ZM29 110H27L26 112H28ZM32 111V110H31ZM46 111H49V110H45V112ZM58 111H60V110H58ZM68 111V110H67ZM71 111V110H70ZM75 111H78V110H75L74 109V112ZM80 111V110H79ZM91 111H93L92 109H91ZM128 111H130V109L128 110ZM128 111H125L126 113L128 112ZM138 111V110H137ZM17 112V111H16ZM24 112V111H23ZM30 112V111H29ZM29 112H28V115H29ZM34 112H36L35 111V109H34ZM37 112H39V111H37ZM37 112L36 113H33V115L34 114H37ZM41 112V111H40ZM44 112V111H43ZM50 112V111H49ZM85 112H87V111H85ZM95 112V111H94ZM93 112V113H94ZM105 112V111H104ZM111 112V111H110ZM119 112H124V108H123V111H122V109L119 111ZM133 112V111H132ZM135 112V111H134ZM138 112H141V110L140 111H138ZM14 113V112H13ZM31 113V112H30ZM42 113V112H41ZM47 113V112H46ZM46 113H44V114H46ZM65 113V112H64ZM83 113V112H82ZM137 113V112H136ZM176 113V112H175ZM50 114V113H49ZM57 114V113H56ZM55 114V115H56ZM70 114H72L71 112H70ZM85 114V113H84ZM83 114V115H84ZM96 114V113H95ZM110 114V113H109ZM129 114H131V112L129 113ZM133 114V113H132ZM140 114V113H139ZM159 114V113H158ZM161 114V113H160ZM163 114V113H162ZM14 115V114H13ZM12 115V116H13ZM24 115V114H23ZM27 115V116H28ZM39 115V114H38ZM47 115V114H46ZM45 115V116H46ZM54 115V116H55ZM73 115V114H72ZM76 113L74 114V116L73 117H75L76 118ZM79 115H81V114H79ZM87 115H89V114H87ZM104 115V114H103ZM103 115H102V117H103ZM134 115V114H133ZM142 115H144V113L142 114ZM173 115V114H172ZM16 116V115H15ZM18 116V115H17ZM30 116V115H29ZM41 115H39V117H40ZM44 116V115H43ZM57 116H58V114H57ZM67 116H69V115H67ZM97 116V115H96ZM105 116V115H104ZM114 116V115H113ZM182 116H184V115H182ZM10 117V115L8 116V118ZM14 117V116H13ZM39 117H37V119L39 118ZM47 117V116H46ZM71 117V116H70ZM144 117V116H143ZM174 117V116H173ZM193 117H195V118H193ZM31 118V117H30ZM36 118V116L33 118V119H35ZM43 120H44V118L43 117H41ZM41 118H40V120H41ZM75 118H73L72 120H74ZM79 118V117H78ZM101 118V117H100ZM113 118V117H112ZM135 118V117H134ZM144 118H146L147 119V117H144ZM177 118V117H176ZM235 118V117H234ZM10 119V118H9ZM18 119V118H17ZM16 119V120H17ZM25 120L27 119V121H28V118L25 116V118H24ZM32 119V118H31ZM66 120L68 119V118H65ZM82 119V118H81ZM86 119V118H85ZM90 119V118H89ZM133 119V118H132ZM143 119V118H142ZM154 119V118H153ZM173 119V118H172ZM175 119V118H174ZM179 119V118H178ZM188 119V118H187ZM19 120V119H18ZM65 120V121H66ZM79 120H80V118H79ZM105 120V119H104ZM113 120V119H112ZM131 120V119H130ZM129 120V121H130ZM136 120V119H135ZM155 121L157 120V119H154ZM154 120H152V121H154ZM234 120H236V118L234 119ZM234 120H232L233 122H234ZM261 120V121H260ZM7 121V120H6ZM14 122H15V120H13ZM26 121V122H27ZM36 121V120H35ZM56 121V120H55ZM88 121V120H87ZM132 121V120H131ZM140 121V120H139ZM152 121H149V122H152ZM177 121V120H176ZM237 121H239V119H237ZM237 121H235V123L237 122ZM25 121L23 120V123H24ZM28 122H30V121H28ZM111 122H113V121H111ZM148 122V121H147ZM160 122H162V121H159V120H157V123L155 124V123H153L152 125H154L155 124V126L153 127V129H155L154 131L150 128V129H148V130H152L153 131V134H155V137L156 136H158L159 134L161 135V132H159L160 131V129L162 128V126H159L158 124L160 123ZM165 122V121H164ZM163 122V123H164ZM262 122V123H261ZM7 123H10V122H8L7 121ZM17 123V122H16ZM44 122H42V124H43ZM53 123V122H52ZM55 123V122H54ZM77 123V122H76ZM103 123V122H102ZM133 123V122H132ZM131 123V124H132ZM173 123V122H172ZM241 123V122H240ZM45 124H46V122H45ZM72 124V123H71ZM77 124H79V123H77ZM103 124H105V122L103 123ZM148 124V123H147ZM161 124V123H160ZM165 124V123H164ZM237 124V123H236ZM1 125V124H0ZM2 125H4V127L6 128L7 126H9V127H12L13 125H6L5 123L3 124L2 123ZM6 125V126H5ZM26 125V124H25ZM47 125V124H46ZM55 125V124H54ZM73 125H74V123H73ZM73 125H71V127L73 126ZM97 125V124H96ZM99 125V124H98ZM113 125V124H112ZM115 125V124H114ZM134 125V124H133ZM144 125H146V124H144ZM149 125V124H148ZM231 125V126H230ZM235 125V124H234ZM239 125V124H238ZM22 126H24L23 124H22ZM27 126V125H26ZM48 126V125H47ZM46 126V127H47ZM53 126V125H52ZM81 126H83V125H81ZM87 126V125H86ZM143 126V125H142ZM167 126V125H166ZM170 126V125H169ZM217 126V127H216ZM230 126V127H229ZM237 126V125H236ZM263 126V127H262ZM3 127V126H2ZM14 127V126H13ZM125 126H123L122 128H124ZM130 127V126H129ZM137 126H135V128H136ZM139 127V126H138ZM147 127H149V126H147ZM146 127V128H147ZM173 127V126H172ZM175 127V126H174ZM229 127V128H228ZM237 127H241V126H237ZM237 127H235L234 129H236ZM8 128V127H7ZM60 128V127H59ZM68 128H70V127H68ZM91 128V127H90ZM115 128L116 127H114L113 129L115 130ZM132 128V127H131ZM131 128H129V129H131ZM3 129V128H2ZM1 129V130H2ZM9 129V128H8ZM7 129V130H8ZM72 129H75L74 127L72 128ZM93 129V128H92ZM120 129V128H119ZM141 127H140V130H138L139 131V133H141L142 131H141ZM163 129V128H162ZM161 129V130H162ZM171 129V128H170ZM234 129H232V130H234ZM239 129V128H238ZM246 129V130H245ZM6 130V129H5ZM51 130V129H50ZM59 130H61V129H58V132H59ZM121 130V129H120ZM120 130H117V131H119V133L121 132ZM133 130H136V129H133ZM156 130H159V131H156ZM172 130H173V128H172ZM4 131V130H3ZM66 131V130H65ZM109 131V130H108ZM127 130H125V132H126ZM213 131V132H214ZM219 130H217V132H218ZM231 131V130H230ZM237 131H240V129L239 130H237ZM257 131V130H256ZM255 131V132H256ZM5 132V131H4ZM71 132V131H70ZM73 132V131H72ZM110 132L111 133H113V131L112 130H110ZM135 132H137V131H135ZM134 132V133H135ZM144 132V131H143ZM146 132V131H145ZM212 132V133H213ZM232 132H234L235 133V131H232ZM231 132V133H232ZM243 132V133H244ZM254 132V133H255ZM264 132V131H263ZM63 133V132H62ZM115 133H117V132H115ZM138 133V132H137ZM150 133H152V132H150ZM212 133H210L211 135H212ZM249 133H251V132H249ZM253 133V132H252ZM252 133L250 134V136L252 135ZM253 133V134H254ZM0 134H1V132H0ZM64 134V133H63ZM62 134V135H63ZM66 134H67V132H66ZM126 134V133H125ZM125 134H123V136L122 137H125L124 135ZM128 134V133H127ZM214 134V133H213ZM5 134H3V136H4ZM73 135H75V133H73ZM117 135V134H116ZM140 134H138V136H139ZM143 135H145V133H143ZM146 135H148V134H146ZM145 135V136H146ZM219 135H221V134H219ZM224 135V134H223ZM231 135V134H230ZM235 135H237V134H235ZM235 135H233V136H235ZM109 136V135H108ZM114 136V135H113ZM153 136V135H152ZM150 137V135H149V137L147 136V137H145V138H150V140H153V139H151V138H153V137ZM249 136V137H250ZM1 137H2V135H1ZM63 137H66V136H63ZM62 137V138H63ZM81 137V136H80ZM116 137V136H115ZM141 137H143L142 136V133H141ZM141 137H139V138H141ZM223 136H218L217 137V139H219L218 140V144L220 143V145H221V147H216V145L214 144V143H212V142H214L213 140L211 141V143L210 142H208V143H205V144H203V145H208L210 148H211V146H214V147H212L211 149H213V148H217V150L219 151V152H226L225 151V148L223 149L222 148V145H224V147H225V145L226 146H228L227 144H231L232 145V149H231V151L232 150H234V151H236L235 150V148L237 147V145H235V143L236 142H234L235 140H232V139H235L234 137L233 138H226V136H224L223 138H222ZM228 137H232V136H229L228 135ZM76 138V137H75ZM108 138V137H107ZM114 138V137H113ZM120 137L118 136V140H120L119 139ZM254 138V137H253ZM65 139V138H64ZM64 139H62V140H64ZM70 139H72V138H70ZM122 139H124V138H122ZM130 139H132V138H130ZM156 139V138H155ZM226 139V140H225ZM227 139H231V141L230 140H228L227 141ZM249 139V138H248ZM252 139V138H251ZM67 140H69V139H67ZM67 140H65V141H63V142H67ZM104 140V139H103ZM102 140V142H104L103 144H106L107 146H109L108 145V143H106L105 141H103ZM109 140V139H108ZM116 140V139H115ZM133 140V139H132ZM132 140H130V141H132ZM142 140H144V139H142ZM148 140V139H147ZM239 140H240V138H239ZM238 140V141H239ZM245 140V139H244ZM250 140V139H249ZM111 141V140H110ZM125 141V143H127L126 142V139L124 140ZM146 141V140H145ZM215 141H216V143H217V140L215 139ZM243 141V140H242ZM70 142V141H69ZM207 142V141H206ZM241 142V141H240ZM247 142V141H246ZM3 143H5V142H3ZM3 143H2V145H3ZM112 143V142H111ZM121 143V142H120ZM124 143V142H123ZM131 143V142H130ZM134 143H135V141H134ZM143 143V142H142ZM71 144L72 145H74L73 144V142H71ZM70 144V145H71ZM122 144V143H121ZM120 144V145H121ZM138 144V143H137ZM212 144H214V145H212ZM240 144V143H239ZM249 144V143H248ZM252 144V143H251ZM250 144V145H251ZM260 144V143H259ZM259 144H257V146L256 147H258L259 148ZM263 144V143H262ZM4 145H6V144H4ZM63 145H64V143H63ZM63 145H62V148H63ZM69 144H67L65 147H67V146H70ZM122 145H124V144H122ZM121 145V146H122ZM250 145L249 146H247V147H249L250 148ZM127 146V145H126ZM129 146V145H128ZM208 146L207 147H205V148H208ZM1 147V146H0ZM4 147H6V146H4ZM75 147H76V145H75ZM104 147V146H103ZM130 147V146H129ZM244 147V146H243ZM262 148L264 147V145L263 146H261ZM60 148V147H59ZM68 148V147H67ZM65 149V151H63V152H66V150H68L69 151V149H71V151H72V148H73V146H72V148H70L69 147V149ZM122 148V147H121ZM202 148V147H201ZM253 148L255 149V147H254V145H253ZM2 149V148H1ZM4 149V152L7 150V149H5V148H3ZM126 149V148H125ZM149 149H150V147H149ZM228 149V148H227ZM226 149V150H227ZM230 149V148H229ZM111 150V149H110ZM127 150H129L128 148H127ZM126 150V151H127ZM131 150V149H130ZM206 150V149H205ZM204 150V151H205ZM250 149H248V151H249ZM255 150H257L258 151V149H255ZM260 150H262L261 148H260ZM60 151V150H59ZM61 151H62V149H61ZM71 151H69V152H71ZM92 151V150H91ZM125 151V150H124ZM209 151V150H208ZM233 151V152H234ZM250 151H252V150H250ZM254 151V150H253ZM257 151H255L256 153H257ZM7 152V151H6ZM94 152H96V151H94ZM102 153L104 152V151H101ZM127 152H129V151H127ZM133 152H135V151H133ZM206 152V151H205ZM204 152V153H205ZM218 152V153H219ZM254 152V154L253 155H250V153H249V155H250V159L252 160H250L251 162H253L251 165H254V166H252L253 167V169L251 170V171H253L254 170V173H253V178H254V180H255V183H257L258 184V188L259 189H261V191H262V193L264 194V153L261 155V153H260V156L258 155L257 156V154ZM259 152V151H258ZM262 152H264V150L262 151ZM101 153V154H102ZM130 153H132V152H130ZM215 154H216V152H214ZM218 153H217V155H218ZM252 153V152H251ZM65 154H67V156H68V153H64V156H65ZM69 154H71V153H69ZM93 154V153H92ZM97 154V153H96ZM114 154V153H113ZM113 154H111V155H113ZM126 154V153H125ZM206 155L208 154V153H205ZM220 154V153H219ZM259 154V153H258ZM57 155H59V154H57ZM143 155V154H142ZM214 155V154H213ZM71 155H69V157H70ZM73 156V155H72ZM85 156V155H84ZM128 156H130L129 155V153H128ZM127 156V157H128ZM134 156V155H133ZM137 156H139V155H137ZM141 156V155H140ZM208 156V155H207ZM69 157H66L65 156V158H69ZM135 157V156H134ZM209 157V156H208ZM249 157V156H248ZM45 158V157H44ZM44 158H42L43 160H44ZM72 157H70L69 159H71ZM85 158H86V156H85ZM88 158V157H87ZM99 158H100V156H99ZM107 158H109V157H107ZM130 158V160L131 161H134V159H132L131 157H129ZM136 158V157H135ZM142 158V157H141ZM205 158V157H204ZM58 159H60V158H58ZM63 159V158H62ZM137 159H139V158H137ZM196 159V158H195ZM61 160V159H60ZM66 160V161H65ZM65 160H63L64 161V163L68 166L71 162H70V160L68 161V159H65ZM129 160V161H130ZM140 160V159H139ZM208 159L206 158V161H207ZM48 160H45V165H43V168L44 167H46V165H50L48 162H47ZM62 161V160H61ZM60 161V162H61ZM63 161H62V163H63ZM68 161V162H67ZM71 161H72V159H71ZM73 161H75V160H73ZM82 161V160H81ZM86 161V160H85ZM92 161V160H91ZM90 161V162H91ZM130 161V164L132 165V163H134V162H131ZM136 161H138V160H136ZM205 161V160H204ZM68 164H67V163ZM70 162V163H69ZM143 162H145V161H143ZM61 163V164H62ZM63 163V164H64ZM73 163V162H72ZM71 163V164H72ZM92 163V162H91ZM122 163V162H121ZM141 163V160L140 161H138V163L136 164V165H138V164H140ZM60 164V166H62ZM65 164H64V166H65ZM69 165V166H72V165ZM76 164H79V163H76ZM82 164H83V162H82ZM129 164V163H128ZM127 164V165H128ZM147 164V162L145 163V165ZM84 165V164H83ZM114 165V164H113ZM117 165H119V164H117ZM68 166V167H69ZM78 166H80V165H78ZM98 166V165H97ZM102 166V165H101ZM116 166V165H115ZM114 166V169H116V167ZM133 166H135V163H134V165ZM138 166H141V165H138ZM48 167V166H47ZM66 168L65 167V169L67 170V169H69V168ZM100 167V166H99ZM103 167H105L106 168V166H103ZM124 167V166H123ZM130 167V166H129ZM142 169L143 170H145V169H147V168H145V166L142 164ZM43 168L41 169V167H40V169L41 170H43ZM72 168V167H71ZM92 168H94V167H92ZM112 168V167H111ZM134 168V167H133ZM137 168V167H136ZM139 168V167H138ZM37 169H39V168H37ZM45 169V168H44ZM55 169V168H54ZM65 169H63V166L61 167V170H65ZM95 170L94 171H96L97 172V169L96 168H94ZM99 169V168H98ZM104 169V168H103ZM107 169V168H106ZM118 169V168H117ZM135 169V168H134ZM140 170V169H138V170H140L141 172H140V174L142 173V171L143 170ZM40 170V171H41ZM46 170V169H45ZM100 170H102V169H100ZM108 170H109V167H108ZM111 170H113V169H111ZM137 170V169H136ZM148 171H150L149 169H147ZM36 171H38V170H36ZM40 171H39V173H40ZM56 171V170H55ZM70 171V170H69ZM93 171V172H94ZM99 171V170H98ZM132 170H130V172H131ZM63 172V171H62ZM62 172H60L59 171V173H56V174H63ZM103 172V171H102ZM120 172H121V169H120ZM124 172V171H123ZM42 173V172H41ZM44 174H45V172H43ZM47 173V172H46ZM68 174H70L69 172H67ZM80 173H82L81 171H80ZM134 173H135V171H134ZM139 173V172H138ZM138 173H136V177L138 178V176H140L141 177V175L139 174V175H137ZM153 173V172H152ZM43 174V175H44ZM65 174H66V171H65ZM68 174H66V178L65 177H63V179H60L59 181H63V182H66V181H69V180H66V179H68V177H70L71 175H73V174H70V176H68ZM83 174V173H82ZM96 174H101V173H95V175ZM103 174V173H102ZM110 174V173H109ZM131 174H133V172H131ZM131 174H128V175H131ZM154 174V173H153ZM153 174H152V177H153ZM42 175V174H41ZM43 175H42V177H43ZM128 175H124L123 177H125V176H128ZM143 175V174H142ZM163 175V174H162ZM167 175H169V174H167ZM65 176V175H64ZM68 176V177H67ZM80 176V175H79ZM82 176H84V175H82ZM92 176H94V175H92ZM103 176H105V175H103ZM122 176V175H121ZM147 176H148V174H147ZM154 176H156L155 174H154ZM41 177V176H40ZM60 177H61V175H60ZM72 177V176H71ZM91 177V176H90ZM129 177H131V176H129ZM139 177V178H140ZM144 177H145V175H144ZM143 176H142V178H144ZM149 177H151L150 175H149ZM147 178V177H145V178H147L148 180H150V181H152L153 182V179L152 178ZM158 176H156V177H154V178H157ZM163 177V176H162ZM166 177V174L164 175V177L163 178H161L160 177V179H162L160 182H162L163 181V184L164 183H166V182H164L165 180H164V178ZM169 177H170V175H169ZM56 178H57V176H56ZM74 178V177H73ZM97 178V177H96ZM99 178V177H98ZM97 178V179H98ZM105 178V177H104ZM132 178V177H131ZM135 179V174H134V181L135 180H138V181H140V180H142L141 178H140V180L139 179ZM171 178V177H170ZM58 179V178H57ZM56 179V180H57ZM76 179V178H75ZM74 179V180H75ZM84 179V178H83ZM121 179V178H120ZM157 179H159V178H157ZM172 179V178H171ZM167 179L166 178V180H170V182H172L171 184H170V182H169V184L167 185V183L166 184H164V185H166V186H173L174 184H176L177 185V183H175L174 182V180L172 179ZM65 180V181H64ZM73 180V181H74ZM86 180V179H85ZM102 180H104V179H102ZM144 181H146V179H143ZM142 180V181H143ZM156 180V179H155ZM75 181H78L77 179L75 180ZM74 181V182H75ZM107 181V180H106ZM123 181V180H122ZM132 181H133V179H132ZM133 181V182H134ZM142 181H140V182H142ZM150 181H146V182H149L150 183ZM158 181V180H157ZM62 182V184H66V183H63ZM74 182H71V181H69V183L71 184V183H74ZM87 182V181H86ZM92 182V181H91ZM132 182V183H133ZM137 182V181H136ZM136 182H134V183H136ZM146 182H144V183H146ZM57 183H58V181H57ZM69 183H67V184H69ZM76 183V182H75ZM77 183H79V182H77ZM138 183V182H137ZM136 183V184H137ZM144 183L142 184H140L141 186H144ZM154 183V182H153ZM158 183V182H157ZM59 185H61L60 183H58ZM65 185V186H67L68 188L67 189H69V187L70 186H68V185ZM146 184H148V183H146ZM145 184V185H146ZM156 184V183H155ZM162 184V183H161ZM161 184L159 185V183H158V186H161ZM162 184V185H163ZM179 184V183H178ZM190 184V183H189ZM59 185H57V186H59ZM76 185H78L79 187H77V189H80V184H76ZM139 185V184H138ZM181 186L180 187H182V185L183 184H180ZM185 185V184H184ZM183 185V186H184ZM62 187L61 188H66L64 185H61ZM71 186H72V184H71ZM151 186L152 187H156V186H153V184H151ZM187 186H189V185H187ZM195 186H197V185H195ZM83 187V186H82ZM133 187V186H132ZM136 187V186H135ZM138 187V189H137V191L139 190V186H137ZM136 187V188H137ZM146 187H148V189L150 188L149 186H145V189L143 190V192L145 193V191H148V193H147V195H149V190L148 189H146ZM152 187H151V189H152ZM163 187V186H162ZM174 187V186H173ZM176 187V186H175ZM179 187V185L177 186V188ZM179 187V188H180ZM160 188V187H156V190H158V189ZM166 188V187H165ZM171 188L172 187H169V190H168V193H169V191L171 190ZM184 188H186V187H184ZM188 188V187H187ZM187 188L186 189H180V190H177L176 191V189L174 188V191L173 190H171V193H169V194H171V195H167L165 192L167 191V189H168V187L166 188V189H164V188H162V190L164 191H161L160 193H164V194H162V198L163 199H167V201L165 202V203H167L169 200V203L170 204H172V202H173V204H175V205H173V207H171L170 209H168V210H165V212H167L168 214H165L164 213V215H162V214H160V212H159V215H158V217H156L157 218V220L158 221H160V222H162V223H160V222H158L159 224H160V226H161V230H164V229H162V225H164V227L166 226H168V227H170V228H178V226L176 227V225H178V224H180V223H185V224H187L186 222V220H188V219H194L195 220V217H192L193 215H196V214H194L196 211H200L201 212V214L204 212V210H205V212L206 211H208V209H205L206 207L204 206V205H206L205 203H203V201H200V197H201V195H200V197H199V195H198V193H197V191H195L194 189H192L191 187H189V188H191L192 190H187ZM194 188H196V187H194ZM198 188V187H197ZM86 191L87 190H89V189H86V187L84 188ZM84 189H82L81 190V193H85V192H83V190ZM60 191H58L59 193H61L63 190L62 189H59ZM62 190V191H61ZM84 190V191H85ZM132 190H133V188H132ZM153 190H155V188L153 189ZM166 190V191H165ZM185 190V191H184ZM64 191H66V189L64 190ZM69 191V190H68ZM79 191V190H78ZM77 191V192H78ZM109 191V190H108ZM127 191H129V190H127ZM134 192H136V193H138L137 191H135V189L133 190ZM133 191H130V192H133ZM142 191V190H141ZM151 191V190H150ZM184 191V192H183ZM88 192V191H87ZM129 192V193H130ZM142 192V193H143ZM158 192H159V190H158ZM182 192L184 193V194H182ZM185 192H186V194H185ZM201 192V191H200ZM57 193V192H56ZM66 193H67V191H66ZM78 193H80V192H78ZM88 193H90V192H88ZM106 193H108V192H106ZM109 193H111V192H109ZM114 193V192H113ZM127 193V192H126ZM142 193H139V194H142ZM159 193V194H160ZM62 194V193H61ZM64 194V193H63ZM68 194V193H67ZM117 194V193H116ZM133 194H135V193H133ZM138 194V195H139ZM151 194H154V193H151ZM85 195H87V194H85ZM91 195V194H90ZM94 195V194H93ZM96 195V194H95ZM146 195V196H147ZM181 195H183V196H181ZM185 195V196H184ZM188 195V196H187ZM57 196V195H56ZM62 196V195H61ZM65 196H66V194H65ZM71 196H72V194H71ZM108 196V195H107ZM121 196V195H120ZM119 196V197H120ZM136 197L137 196V194H135V195H133V196H131L132 198L133 197ZM142 196V195H141ZM146 196H145V198H146ZM169 196H172V197H169ZM189 196H190V198H189ZM59 198H60V195L58 196ZM74 197V196H73ZM82 197L85 199V201H86V199L87 198H85L86 196H83L82 195ZM109 197V196H108ZM116 197V196H115ZM140 197V196H139ZM142 197H144V194H143V196ZM150 197V196H149ZM161 197V196H160ZM63 199L64 198H67V196L66 197H62ZM78 198V197H77ZM89 198L90 199H88V201L90 200V202H91V198H92V196H89ZM93 198H95V196L93 197ZM92 198V199H93ZM110 198V197H109ZM120 198H122V197H120ZM124 198H125V196H124ZM129 198V197H128ZM132 198L130 199V200H132ZM137 198V197H136ZM144 198V199H145ZM154 198V197H153ZM162 198H161V200H162ZM57 199V198H56ZM73 199V198H72ZM71 199V200H72ZM74 199H76V197L74 198ZM98 199V198H97ZM119 199V198H118ZM133 199H135V198H133ZM138 199V198H137ZM136 199V200H137ZM150 199V198H149ZM172 199H175V201L173 200L172 201ZM59 200V199H58ZM58 200H56L57 202H58ZM60 200H62V199H60ZM66 200V199H65ZM69 200V199H68ZM119 200H121L122 202H124L123 201V199H119ZM135 200V201H136ZM139 200H141V201H138L137 203L135 202V201H126V199H125V201L127 202V203H133V204H138L139 202H144V201H142L143 200V198H141V199H139ZM146 200V199H145ZM155 200H157L156 198H155ZM154 199H152V202L155 204H157V202H154L155 201ZM202 200V199H201ZM203 200H205V199H203ZM19 201V200H18ZM63 201V200H62ZM98 201V200H97ZM97 201H95V202H97ZM148 201L149 200H146V202H147V204H149V203H151L150 201H149V203H148ZM158 201V200H157ZM172 201V202H171ZM24 202V201H23ZM60 202V201H59ZM71 202V201H70ZM73 202V201H72ZM109 202L111 203V201L109 200ZM163 203H164V201H162ZM62 203V202H61ZM60 203V204H61ZM79 205H80V203L79 202H77ZM92 203H94L93 201H92ZM91 203V204H92ZM99 203V202H98ZM114 203H117V202H114ZM160 203H161V201H160ZM60 204H58V207H59V205ZM84 204V203H83ZM105 204V203H104ZM103 204V205H104ZM112 204V203H111ZM125 204V203H124ZM133 204H131L132 206H134ZM147 204H145V202H144V204H140L139 203V206L140 205H144L145 207L144 208H146V207H148V205ZM152 204V203H151ZM151 204H149V205H151ZM106 205V204H105ZM122 205V204H121ZM130 205V206H131ZM147 205V206H146ZM165 205H168V204H164V205H162L164 208L166 207ZM192 205H193V207H192ZM61 206V205H60ZM97 206H100V204H98ZM160 206V205H159ZM171 205H168L167 207H170ZM85 207V206H84ZM93 207H96V205L94 204L93 205ZM120 207H122V206H120ZM123 207H124V205H123ZM122 207V208H123ZM135 207H137L138 208V206L136 205V206H134V209H135ZM140 207H142V206H140ZM156 207V206H155ZM158 207V206H157ZM156 207V208H157ZM163 207H160V208H162L163 210H164V208ZM190 207V208H189ZM197 207V208H196ZM203 207H204V209H203ZM89 208V207H88ZM102 208H103V206H102ZM106 208V207H105ZM122 208H120V209H122ZM136 208V209H137ZM144 208H138L139 210L138 211H140V209L142 210H145ZM152 208V207H151ZM151 208H149L151 211H153V209H154V207L151 209ZM155 208V209H156ZM159 208V209H160ZM194 208H196V209H194ZM201 208V209H200ZM208 208V207H207ZM58 209H61V208H58ZM107 209V208H106ZM109 209V208H108ZM130 209V208H129ZM128 209V210H129ZM134 209L132 210V208H131V210H132V212H136V211H134ZM135 209V210H136ZM149 209H146L148 212L150 211ZM154 209V210H155ZM167 209V208H166ZM26 210V209H25ZM88 210V209H87ZM91 210V209H90ZM97 210V209H96ZM124 210H125V208H124ZM157 210H158V208H157ZM170 210V211H169ZM188 210H194L193 211V214L191 213V215L192 216H190V215H187V214H189L190 213V211H189V213H187V211ZM92 211V210H91ZM95 211V210H94ZM160 211V210H159ZM162 211V210H161ZM61 212H63V209L61 210ZM110 212V211H109ZM108 212V213H109ZM128 212V211H127ZM129 212H131V211H129ZM143 212V211H142ZM148 212H146L145 211V213H148ZM158 212V211H157ZM164 212V211H163ZM173 212V213H172ZM209 212V211H208ZM23 213V212H22ZM137 213V212H136ZM63 214V213H62ZM97 214H99V213H97ZM139 215H144V212L142 213V214H140V213H138ZM148 214H151V213H148ZM204 214V213H203ZM213 214V213H212ZM60 215H61V213H60ZM64 215V214H63ZM131 215V214H130ZM135 215H137V214H135ZM153 215H155L154 213H153ZM153 215H151V216H153ZM166 215H168V216H166ZM198 215H200V213L198 214ZM205 216H207L208 218H210V219H212L211 218V214L209 215V214H204ZM156 216H157V214H156ZM202 215H200L199 217H201ZM205 216H203L202 218H204L205 220H206V218L207 217H205ZM101 217V216H100ZM130 217H132V216H130ZM134 217V216H133ZM135 217H137V216H135ZM138 217H141V216H138ZM137 217V218H138ZM154 217V216H153ZM197 217V216H196ZM198 217V218H199ZM222 217V216H221ZM62 218V217H61ZM145 218V217H144ZM143 218V216H142V218L141 219H144ZM146 218H148L147 216H146ZM156 218H154V219H156ZM102 219V218H101ZM141 219H140V223H142V221H141ZM197 219V218H196ZM201 219V218H200ZM227 219V218H226ZM147 221H145V226H146V222H148L149 223V225L148 226H150V220H153V219H151L150 218V220H148V219H146ZM59 221V220H58ZM135 221H139V219H137V220H135ZM153 221H155L156 222V220H153ZM197 222H198V220H196ZM204 220H202V222H203ZM106 222V221H105ZM155 222H153L154 224V226H155ZM190 222V221H189ZM189 222H188V224H189ZM193 222V221H192ZM192 222H190V224H195V223H192ZM195 222V221H194ZM196 222V223H197ZM199 222H201V220H199ZM205 222V221H204ZM207 222H208V219H207ZM59 223V222H58ZM139 223V222H138ZM139 223V225H141ZM157 223V224H158ZM176 223H178V224H176ZM209 223H212L211 221L209 222ZM116 224V223H115ZM124 224V223H123ZM173 224H175V227L173 226ZM199 224H201L202 226H203V223H199ZM207 224V223H206ZM61 225V224H60ZM59 225V226H60ZM118 225H121V224H118ZM152 225V226H153ZM201 225H200V227H201ZM209 225V224H208ZM143 226V225H142ZM144 226V227H145ZM181 226H182V224H181ZM188 226H190V225H188ZM143 227V228H144ZM158 227V226H157ZM187 227V226H186ZM195 227H196V225H195ZM195 227H193L192 228V226H191V228L193 229V231H195L194 230V228ZM198 227H199V225H198ZM197 227V228H198ZM204 227L205 228H207L205 225H204ZM204 227H203V229H204ZM58 228V227H57ZM60 228V227H59ZM141 228V227H140ZM143 228H141V229H143ZM146 229L148 228L147 226L145 227ZM150 228V227H149ZM156 227H154V229H155ZM169 228V229H170ZM180 228V227H179ZM181 228H183L182 230H186V228H184V227H181ZM180 228V229H181ZM188 228V227H187ZM196 228V229H197ZM128 229V228H127ZM158 229V228H157ZM172 229V230H173ZM179 229V230H180ZM144 230V229H143ZM153 230V229H152ZM152 230H149V233L148 234H150V231H152ZM161 230H154V231H156V232H154V233H156V235H163L165 232V230L163 231L164 233L163 234H157V232H160ZM167 230V229H166ZM171 230V231H172ZM175 230V234L177 235V231L180 233L181 232V234H183L182 233V231L180 230ZM200 230V229H199ZM168 231V230H167ZM189 231V233H190V228H189V230H187L186 232H188ZM55 232V231H54ZM170 232V231H169ZM184 232V231H183ZM186 232L184 233L185 235H186ZM58 233V232H57ZM142 233H147V230H146V232L144 231V232H142ZM154 233H152L153 235H154ZM173 232H171V233H169L170 234V238H166V240H169L170 241V239H172L174 242H177V241H180V242H182L183 243V240H182V238L181 239H177L178 237H176L175 236V234H174ZM195 233H197V231L195 232ZM202 233V232H201ZM169 234H167V235H169ZM193 232H192V234H190V235H188L187 236V238L185 237L184 238V240H188V243L191 241V239L193 240L194 238H196V237H194L193 236ZM243 234V233H242ZM245 234V233H244ZM241 235V237H239L240 238V242H244V243H247L248 242V235ZM27 235V234H26ZM56 235V234H55ZM100 235V234H99ZM155 235V236H156ZM179 235V234H178ZM193 237H192V236ZM195 235V234H194ZM201 235V234H200ZM56 236H58V235H56ZM101 236V238L100 239H103V241L106 239L103 235H100ZM99 236V237H100ZM119 236H121L120 238H122V237H124L122 234H120ZM119 236H118V240H119ZM203 236V235H202ZM248 236V237H247ZM97 237H98V234H97ZM160 237V236H159ZM163 237H165V236H163ZM167 237V236H166ZM180 237H182V236H180ZM184 237V236H183ZM190 237H192L191 239H190ZM200 236H198V238H199ZM237 237V236H236ZM98 239V238H97ZM127 239V238H126ZM157 239H160V238H157ZM162 239V238H161ZM164 239V238H163ZM177 239V240H176ZM206 239V238H205ZM28 240H30V239H28ZM33 240V239H32ZM55 240H57L56 238H55ZM54 240V241H55ZM107 240V239H106ZM165 240V239H164ZM166 240H165V242H166ZM195 240H199V239H195ZM195 240H193V241H195ZM34 241V240H33ZM101 241V240H100ZM120 241V240H119ZM118 241V242H119ZM129 241V240H128ZM156 241H160V240H156ZM190 242V243H193L194 244V242ZM206 241V240H205ZM205 241H203V242H205ZM58 242V240L57 241H55L54 243H57ZM161 242V241H160ZM160 242H158V243H160ZM164 242V243H165ZM185 242V241H184ZM196 242V241H195ZM199 242V241H198ZM197 242V244L199 245V246H201L199 243ZM239 242V243H240ZM29 243H31L32 244V242L31 241H29ZM50 243H52V242H50ZM104 243V242H103ZM107 243V242H106ZM105 243V244H106ZM164 243L163 242H161L160 243V245L162 244L163 245V247H164ZM169 243H171L172 244V242H169ZM169 243H166V245H165V247L166 248H162V249H169L168 248V246H167V244L169 245ZM188 243H186V245L188 246H190V244H188ZM207 243V242H206ZM238 243V244H239ZM243 243V245L244 246H246V244H244ZM35 244V243H34ZM171 244H170V246H171ZM174 244V243H173ZM249 244H251V242L249 243ZM248 243H247V245H249ZM37 245H38V243H37ZM56 245V244H55ZM123 245V244H122ZM121 244H120V246H122ZM176 245V244H175ZM175 245H173L172 247H175ZM207 245H209V244H207ZM207 245H205V246H207ZM212 245H214V244H212ZM211 245V243H210V246H212ZM32 246H33V244H32ZM176 246H178V245H176ZM184 246V245H183ZM194 246H195V249H193V250H198V249H196V244H194ZM202 246H203V244H202ZM205 246H203L202 248L204 249L205 248ZM217 245H215V247H216ZM240 246H241V244H240ZM155 247H157V246H155ZM159 247V246H158ZM162 247V246H161ZM161 247H159V249H161ZM179 247V246H178ZM181 247V246H180ZM179 247V248H180ZM185 247V246H184ZM192 247V246H191ZM198 247V246H197ZM235 247H237V245L235 246ZM252 247V246H251ZM122 248H124V247H122ZM126 248V247H125ZM186 248H189V247H185V248H181L180 250H178L177 251V249L175 250L174 249V251H176V256L178 255V254H180L179 256H177L178 258L180 257V256H182V255H184V258H185V260L187 261L188 259H186V257L187 256H189L190 255V252H193V253H197V252H199V251H191V248H189L188 250H189V252L186 250ZM192 248H194V247H192ZM213 248H214V246H213ZM212 247L211 248H207V249H205V250H208V249H213ZM217 249L219 248L220 249V247H216ZM243 248V247H242ZM52 249V248H51ZM171 249V248H170ZM202 249V250H203ZM217 249H213L214 251H210V250H208V251H210V252H212V256H214L213 254V252H215V250H217ZM218 249V251H220ZM238 249V248H237ZM173 250V249H172ZM172 250H168V251H170V252H172ZM186 250V251H185ZM223 250V249H222ZM139 251H141V250H139ZM138 251V252H139ZM162 251V250H161ZM164 251H166V250H164ZM200 251H201V247H200ZM239 251V250H238ZM177 252H179V253H177ZM186 252H188L189 254L187 255L186 254ZM201 252H203V253H205L204 251H201ZM217 252V251H216ZM224 252V251H223ZM222 252V257H224V253ZM234 252H236V250L234 251ZM126 253H127V251H126ZM166 253H168V252H166ZM175 253V252H174ZM193 253H192V255H193ZM203 253H198V256H202L201 254H203ZM208 253V254H207ZM207 253H205V254H203V256L204 255H210V253L209 252H207ZM245 253V252H244ZM129 254V253H128ZM137 254H139V253H137ZM140 254H143L142 252L140 253ZM172 254V253H171ZM219 253H215V256L216 255H218ZM247 254V253H246ZM170 255V254H169ZM191 255V256H192ZM206 255V256H207ZM50 256V255H49ZM173 256L174 255H172V257H170V258H172V262H173V260L175 259H173ZM206 256H204V258L206 257ZM219 256V255H218ZM241 256V255H240ZM250 256V255H249ZM126 257V256H125ZM176 257V258H177ZM195 257V256H194ZM194 257H192V259L194 258ZM211 256H207V258H208V260H213L214 262H220L221 263V261H222V259H220L221 257H218V259H220L219 261L217 260V258L214 260V258L215 257H212V259L210 258ZM245 257H247V256H245ZM167 258V257H166ZM182 258V257H181ZM181 258H179L181 261H182V259ZM184 258H183V260H184ZM206 258V259H207ZM225 259H226V257H224ZM248 258V257H247ZM125 259H127V258H125ZM197 259H198V257H197ZM228 259V258H227ZM231 259V258H230ZM230 259H228V260H230ZM253 259V258H252ZM123 260H124V258H123ZM179 260V261H180ZM202 260H205V259H201V261ZM207 260V261H208ZM217 260V261H216ZM46 261V260H45ZM48 261V260H47ZM127 261V260H126ZM192 261V260H191ZM198 261H199V259H198ZM206 261V260H205ZM204 261V262H205ZM244 261V260H243ZM247 261V260H246ZM176 262V261H175ZM188 262V261H187ZM196 262V261H195ZM210 262V261H209ZM230 262V261H229ZM228 262V263H229ZM45 263V262H44ZM177 263V262H176ZM182 263V262H181ZM180 263V264H181ZM189 263V262H188ZM196 263H201V262H196ZM203 263V262H202ZM207 263V262H206ZM211 264L213 263V262H210ZM209 263V264H210ZM223 263H224V260H223ZM242 263H246V262H242ZM241 263V264H242ZM248 263H250V262H248ZM55 264H57V263H55ZM124 264H126V262L124 263ZM183 264H185V263H183ZM215 264V263H214ZM217 264V263H216ZM222 264V263H221ZM224 264H227V263H224Z\"/></svg>","mask_w":264,"mask_h":264}]
</instances>
